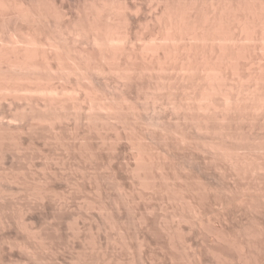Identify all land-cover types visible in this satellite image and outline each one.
Segmentation results:
<instances>
[{
  "label": "rangeland",
  "instance_id": "1",
  "mask_svg": "<svg viewBox=\"0 0 264 264\" xmlns=\"http://www.w3.org/2000/svg\"><path fill=\"white\" fill-rule=\"evenodd\" d=\"M50 1L52 2L53 0H50ZM50 1H48V0H46V1L45 0H24V1H22L23 2L22 4H24V6L27 5L26 9L27 8L28 9L30 8V10H31V6L30 5H32V9L33 10L35 9L34 12H36V6H37L34 3H37V2L39 4H41V5L44 6V8H43L41 5H38V6H40V7L37 6V8H39V10L40 9H41V11L47 10L51 14L54 12L55 9L59 8V6H60V8L62 7L61 9H62L63 16H62L61 19H63V20H62V22H60L59 19H58V22L61 23L60 25H59V23H57V21H56L57 19L53 17L56 14L53 13L52 14L53 16L50 14L51 15V19L48 20L49 21V23H48V25H49L48 27L49 28L47 27V24H45L46 27L43 26L41 28V27L38 26V29L40 30V28H41V30H42L43 28H45V29H43V31H44V30H47V28H48L49 31L47 30V32H44L43 34L46 33L47 36L49 37L48 38V41H50L49 43L51 44L52 48H53L54 45H56L57 46V49L59 48L58 50L60 51V49H61L60 45H61L62 48H63V52L64 53H69V54L62 53V49H61V53L58 52L57 54H58V57L60 56L63 61L59 57L58 59L60 61L57 59L56 61H58V62L53 63V68H52L51 71H49L50 73L48 72V70L45 71L44 69H42L43 71H45V73H44V72L40 71V69H39V71H37V73H39L40 75L42 74L41 75L42 78L41 77H38V78H39V82L40 83L42 82L45 85L47 84V86L49 84L50 85H54L53 92L56 91L57 88H59V89L61 88L60 90H62L63 87L64 88L66 87L65 88V91H66L67 88H69L64 93H68V91L70 92V90H71V92L68 93V94H66V95H68V98L67 99H66V97L65 98L62 97V98H64V99H62V101L64 100L63 101V104L66 103L65 104L66 106L63 105V104H61V105L64 106V107H62V109L61 108L59 109L57 107L59 110L57 108H54V109L52 108V109L49 110L50 112H51V110H53V112L54 111L55 112L58 111V113L61 110L60 111V114L63 112L61 114V117H60L59 114H57V113L55 114V112H54V115L55 116L58 115L61 120L58 119L57 117H55L52 114L53 112H51V115L53 117H55V119L56 118L58 119V120L56 119L57 121L55 119H53V121H56L58 124L56 122L52 123V124H54V127H52V128L50 127V126H53L50 123V121H52V118L50 117L51 115L49 116L50 113L47 112L48 110H45L47 112L46 113V112L40 111V109L39 110H37V109L34 110L31 115L28 114L27 117L25 116L23 119L18 120L19 122L18 121L14 122V125L16 123H18L17 126H14L13 124H11V125H13L14 127L13 126H9L10 124H8V126L6 124H3L1 126V127L4 126L5 128L3 127V129H5V130L4 131H2L3 129L0 130V135L3 137V138L0 137V141H1L0 142V148L3 147L2 150L0 149L1 150V153L0 154H2L4 152L2 155H4V154L5 155L4 156H1V158L3 157L2 159L4 161H2L0 159V165H2V166H0V173L2 174V175H0V193H2V191H3L5 193H2V195L3 194L6 195V196L5 195H3V196L0 195L2 197L0 199V203H2V204H0V211H1L0 212V220L2 219L0 221V224H1L0 227L2 226L0 228V244L3 243L2 244L3 246L1 245V247H0V251L1 250H4L3 252L1 251L2 252V255L5 253L4 254L5 258H4V256H0V257H2V261H3V258H4V261H5V262L3 261L2 263H4V264H13V263L14 264H39L42 261L41 264H45V263L46 264L47 263H49V264H264V214H263L264 213V208H263V206H264V204H263L264 203V200H263L264 199V196H263L264 195V175H263L264 174V171H263L264 170V168H263L264 167V159H263V157H264V152H263L264 151V146H263L264 145L263 144L264 143V137H263L264 136V129H263L264 128V121H262L264 119L263 118L264 117V113L262 112V110L261 111H260V109L256 110L257 112L259 111V113H257L256 116L255 115L254 116L252 115V117H253L252 119H249V117H250V115H248L250 113L249 110H245V113H244V111H240L239 113L236 112L237 115L234 114L233 112H232V114L229 113L230 115L228 114L227 115L228 117L230 116L231 118H233L232 116L235 115V118H233L234 121H236L237 118L240 119V117H239L240 116L239 115L240 113H241V115H243V118L241 116L242 121H241V119L240 120L238 119L239 121L237 120L238 122L237 123L235 122L236 124L232 120H230V121H232L233 123L232 124L229 123L230 122L229 121V118L230 117L229 118L225 117V118H227L225 120L222 117L224 122H226V120H227L229 122L228 123L226 122V123L232 125V127L229 128L230 125H227V124L226 125H223L225 123L220 124V122H219L222 119L221 116L223 115L222 112L224 111V109H223L222 106L221 107L219 105H218L219 107L218 106H215V108L213 109L214 111L211 109L210 110L211 112L206 114V117L207 118L202 115V112L200 110L197 111L195 109H191V107H189L190 110H188V104H191L192 105V103H194L192 91L194 93V90H195L198 93L199 92L198 91L199 88H197V90L196 89H193L191 86H189V84H187L185 82H181V83H183V88L181 87L182 86L181 84H179L180 87H179L178 84H175L174 85L173 82L175 83V81L172 82L173 79L171 80L170 77H167L168 75L171 76V74H167L165 76V79L163 77H160V75H158V76L157 75L149 76L147 74L146 75L143 74L142 76H140V78L138 77L139 80L137 78L136 80L131 81V83L129 82L127 85H125V87L122 86L121 83L123 81L122 82H121V80L118 81V79L120 77H118L119 75H117L118 73L115 71V69L113 70L111 68L110 71H108V72H111L112 71L115 74L112 73V72H111V74L110 73L107 74L108 73L107 70L100 73V71L95 66V65H97V62H99L97 60L98 57L96 58V56H98V55H96L98 53L97 52V45L99 43H101L100 41L103 42L104 39L101 37L102 39H100L99 43L97 44L96 42L98 41L97 40L98 37H95V35H92L91 33L88 34V35H85V32H83L84 29H85V26H84L85 21H83V20L80 19L81 21L72 22V19L74 18V15H76L77 12L80 13V11H78V9L80 10V8L82 6L83 7L86 6V9L85 10H86V13H87V10H88L87 7L93 1H91V0H64V1H62V0H54V2H56V3L54 4L52 2V4H51V5H54V7H53L54 9L50 5V3H51ZM103 1H109V0H103ZM110 1H112V2L117 1V3L118 2L119 3L120 2H126V3H129L130 2L129 4H133L134 3L137 6H138V4H139V6H141L140 7L141 8L140 9L141 11L138 12L139 15L137 16V19L135 20V22L133 24H131V27L133 26L132 27L133 28L132 29L133 33H131L132 34L131 35L132 38L130 37L131 39H129V41H128V42H131L132 44H134L133 47L135 48V50L137 52H139L138 49L141 48V47H143L142 45H144L145 42L148 41L146 38H149V37L150 38L151 37L152 38H155V37H153L155 34L156 35H159V34H157V32H158V29L157 28H159V24H157L153 20V17H152L153 15H155V12H156V10H155L156 8L154 9V7L156 5V4L154 5V2L156 0H153V2H151L152 0H146V1L145 0H143V1L142 0H135V1L134 0H123V1L122 0L121 1L120 0H110ZM208 1L210 2V0H208ZM215 1H213V2H215ZM233 1H236V4H237V1L238 2L240 1L242 4L243 3L245 4V1H247V2L250 1L251 2V0H245V1L244 0H233ZM258 1H259V3H263L262 2L263 0H261V2H260V0H256V2H258ZM48 2H50V3H48ZM199 2L201 4L204 3V4L201 5V11L204 9L203 11L206 13V11H207V7L206 6L207 5H205V4H208V2H205V0H203L202 2L199 0ZM219 2H220V0H219ZM256 2H255V4H256ZM117 3L115 2V4H117ZM136 3H138V4H136ZM144 4H145V7H144ZM147 4H149V5H147ZM45 5H46V8H48L49 10L52 9L51 12L48 9L45 8ZM146 5H147L148 8L146 7ZM203 5L206 8L203 7ZM144 8H145V10H144ZM205 9H206V11H205ZM39 10H37V11H39ZM150 10H152V11H150ZM148 11L151 12V13H149ZM148 14L151 15V16H149ZM4 16H5V19H4ZM7 16H9V17L7 18ZM2 17H1L2 19H0V26L2 25V27H0V30L1 29L2 30H4V29H6V30L7 29H10V27H12L11 25H14L11 22H13V23L16 22L15 20L10 21L11 19H10V15L9 14L8 15H2ZM101 18H103V14H101V16H98V19L101 20ZM68 20H70V22L72 23V25L70 24V22ZM63 21L65 23H63ZM6 22H8V23H6ZM17 22H19V21H17ZM23 22H22L23 25L25 23L24 27H22L23 25H21L20 23L19 24L21 25V28H25L26 29L28 25H26V21L24 23ZM81 22H83V23L81 24ZM62 23H63V25L64 24L65 25L66 24H69L70 25V28L72 26L74 28L73 23L75 25L77 23L78 26L79 25L80 26L83 25L84 27L82 28V31H81V29L77 25L75 26L76 27L75 28V33L77 32L75 34L76 36L74 34H71V33L70 34H63L62 35L60 33V29L62 28V26H61ZM101 23H102V21H101ZM16 24L17 23H15V25ZM7 25H10V27L8 26L6 28ZM58 25L61 26V28L59 27L60 29L57 27V29H59V32L56 29V26H58ZM3 26H5V27H3ZM52 26H54V27H52ZM54 28H55V31H54ZM25 29H23V30H25ZM2 30L0 31V32H2V34L0 33L1 35H3V33L6 31V30H4V32H3ZM114 30H116V32H117V30H119V27L117 26L116 29H114ZM39 32L42 34L41 31H39ZM48 32H50L51 38L48 35ZM81 32H83L84 34L83 33L82 34H79ZM151 33H153L154 35L153 34L151 35ZM133 34H135V36H133ZM4 36L6 38V34ZM83 36H84L85 39H83ZM57 37H58V39H57ZM133 37H134V39H133ZM141 37H142V39H144L143 41H145V42L141 41L142 40ZM5 38H3V41H4ZM53 38H55V40ZM56 39H57V41H56ZM69 39H70V41H69ZM78 39H80V40H78ZM157 39L159 41V38H156L155 40L154 39H151V40H154V42H155ZM132 40L135 41V42H133ZM5 41H6V39H5ZM48 41L44 40V35H43V38H41L42 44L40 46L43 45V42L44 43L45 42L47 43ZM51 41H53V43ZM55 41H56V43H55ZM138 41H139V43L141 41V43L138 44ZM118 42L119 41H117V44H118ZM49 43H47V44H49ZM136 43L138 45H141L142 43H144V44H142L141 46H138ZM62 44H64V45H62ZM79 44H81V45H79ZM93 44H96V45H93ZM102 44H99L100 47L102 46ZM262 45L264 46V42L262 43ZM56 46H54L55 50H57L56 49ZM67 46H68V48H67ZM44 47H46V46L44 45ZM73 48H74V50L76 52L73 51ZM55 50L53 49V52ZM82 50L84 52H86L87 55L91 51L90 54H89L90 56L88 55V57H91V56L92 57L90 59L89 58L88 59L91 60L92 63L90 62V64H89V60H87L88 62L86 61V65L90 66L89 67L90 69L88 68V66H84L83 68H82V66H78V67L76 66L77 67L76 68L75 65H77V64L74 65V63H79V59H77L76 54H79ZM85 50H87V51H85ZM77 51H78V53H77ZM92 51L94 53H92ZM254 52L252 51V54H254ZM73 53H75V54H73ZM262 53H264V51ZM60 54H63V55H60ZM259 54L261 55V52L259 53V51L256 50V52H255V54L253 56H255V55L258 56V57H261L262 56L261 58L263 59L264 58L263 57L264 54L261 55V56ZM69 55L70 56L71 55L74 56V59L75 60L73 59V60H71V62H69L70 60L67 58V62H68L67 63L66 62V56L68 57ZM72 56L70 57V59L72 58ZM256 56H255V58H256ZM261 58H259V59H261ZM250 59H247V62H248V60L250 62V63L248 62L249 64H253V62L255 60H256V62H259L260 61L258 58H256L254 60L251 59V61H252L251 62ZM262 59H261V61L264 63V59L263 60ZM76 60H78V62H76ZM93 61H95L96 63H94ZM113 61H114V63L112 62L113 65L116 64V63L117 64H120L119 63L120 62L119 59L116 60V61L114 59ZM261 61H260V63L262 64ZM59 62L63 66H61V64L59 65L58 64ZM63 62H66L67 65L65 66V63H63ZM260 63H258V64H260ZM54 64L55 65L58 64L60 66L59 69L57 68V70L59 71V73L55 69V67H54L55 65ZM93 64H95V65H93ZM254 64H255V62H254ZM92 66L93 67L95 66V67L93 68ZM247 66H249V65H247ZM247 66L246 67H242V68L243 69L244 68H247ZM252 66L255 67V65H252ZM252 66L249 69H252L253 68ZM79 67L82 68V71L84 72V75H85V72H87L86 75H87V77L89 79H87V77H86V79H87L86 80L85 79V76L86 75L85 76L81 75L82 76V79H84V82H83V80H81V77H80V74H83V73L80 72V70H79L80 73L77 74V72H78L77 69ZM247 69H244V70H247ZM54 70L57 72V74H56V72ZM91 70L92 71L95 70V72L98 70L97 71L98 73L91 72ZM244 70L240 71V73L243 72ZM248 70H247V72H248ZM46 72H48V74ZM60 72H61V75H60ZM244 72H246V71H244ZM63 74H64V77H63ZM101 74H102V76H101ZM47 75L49 77H52V78L49 79V77ZM53 75H54V77H53ZM98 75H100L101 77L100 76L97 77ZM115 75H116L117 78H114ZM61 76H62L61 79H63V82L60 79ZM76 76H79V77H76ZM107 76H108V78H107ZM112 76H113V78H112ZM155 76H157V77H155ZM57 77L60 80L59 79L57 80ZM151 77L154 80L151 79ZM43 79H44V81H46V80H48V81L45 83L43 81ZM112 79L114 80L113 82H112ZM115 79L117 81H115ZM85 80L87 82H85ZM166 80H168L169 83ZM58 81L60 83H57ZM75 81H77L78 83L75 82ZM154 81L155 82L160 81L162 84L160 82H158L159 84L157 83V85H155V82ZM107 82H108V84H107ZM164 82L166 83L165 87L162 86ZM81 83L82 84L84 83V85H82ZM133 83H135V84H133ZM167 83L169 85H167ZM44 84H42V85L44 86ZM55 84H56V86H55ZM77 84H79V85L77 86ZM91 84L93 86H91ZM131 84H132V86H128V85H131ZM50 85H49V87H50ZM58 85L59 86L64 85V86L63 87H57ZM67 85H69V86H67ZM103 85L106 86V87H104ZM114 85H116V87ZM117 85H118V87H119V85L121 86L122 91L120 90V88L117 87ZM151 85H152V88H151ZM159 85H161V87ZM94 86L97 87V88H95ZM174 86L175 87L177 86V88H174ZM187 86H189V87H187ZM162 87L164 88V90H163ZM168 87H169L170 90L168 89ZM156 88H158V89H156ZM159 88L160 89L162 88L161 91L159 90ZM173 88H174V90H173ZM180 88L184 89V90H182L183 92L180 90ZM47 89H48V87H47ZM59 89H58V91L56 93L57 95H58V92L60 91ZM80 89H81V91H80ZM90 89H92V90H90ZM111 89H112V91H111ZM115 89L118 90V91H120L119 95L116 93ZM150 89L152 90V92H151ZM175 89H176V91H175ZM95 90H96V92H95ZM124 90H125V92H124ZM157 90H159L160 92L157 91ZM168 90L171 91V94L170 95L168 94L169 93ZM179 90H180V92H179ZM73 91L74 92L77 91L78 94L76 95ZM166 91H167V93H166ZM173 91L175 92V94H174ZM60 92H62V94H63V91H60ZM60 92H59V95H58L59 97H61L60 96V94H61ZM79 92L81 93V95H80ZM82 92H84V94H86L85 92H87V93L89 92L86 95H88V97L90 96L89 97L90 99L96 94L95 95L96 98H92V99H95L96 102H98V103H96L97 105L94 102L95 100L94 101L92 100L93 102L92 101L91 102H92V104L94 103V106L95 107L93 106V108H91L92 107V104L91 105L88 104V103H90V102L87 101L88 97H86V95H84ZM109 92H110V94L108 95ZM147 92H149V93H147ZM190 92H191V94H190ZM71 93L72 94L74 93V96ZM122 93L124 95L123 98L125 97V99L128 100V101H126L127 102V105L125 104L126 103L125 102V99H122L123 101H121V99H120V98H122ZM144 94H146L149 97L145 96ZM150 94L152 95L153 98H151V95ZM167 94H168V97H167ZM182 94L183 95L185 94V96H184L183 99H182V96H183ZM189 94L192 95V96H189ZM75 95H76V97H75ZM78 95L81 96V98L79 96L80 100L77 99L78 98L77 97ZM84 96H85V99L87 98L86 100L83 99ZM109 96H110V98H108ZM118 96H121V97H118ZM170 96H171V100H175V101H170V98H169ZM172 96H174L175 99L174 98L172 99ZM187 96H188V98H187ZM104 97H105V99H104ZM115 97H116V99H115ZM158 97L161 99V104H160V99ZM185 97H186V99H185ZM216 97H218V96H216ZM73 98H74V100H72ZM75 98L77 99V101L75 100ZM82 99L84 101H86L87 103L84 102ZM187 99H188V101H187ZM189 99H192L191 103H190ZM71 100H72V102L73 101L78 102L77 104H80V107H82V108L80 109V108L77 107V110H76L75 107H76L77 104L74 103L75 104L74 110H76V111L73 110V112H72L70 110V108L72 109V107H73V106H71L72 103H70ZM78 100L79 101L82 100V101L79 102ZM99 100H101L102 102H104V104H106V103L108 105H110V104L113 105L114 104L115 107H116V109H114V111L117 110L118 112L117 111L116 112L118 113V115L120 117L115 112L116 116L113 113H110L109 115H111V116L113 115V117H109L110 118L109 119L108 118L109 115H107L108 112H104L108 108L107 107L108 105L106 104L107 106H105L101 101H100L101 102L100 103ZM112 100H113V102H112ZM155 100H157V103H156ZM164 100H166V101H164ZM168 100L170 102H168ZM180 100L183 103V107L181 106L182 103L180 102ZM118 101L122 105H119L120 103ZM151 101H153V102H151ZM67 102H69V105H68ZM154 102H155V104L153 105ZM171 102H176V103H173L174 105H176V107L175 106H172L173 104H171ZM177 102H178V104H177ZM81 103L83 105H85V107L87 105L88 106V107H86L87 109L84 108ZM99 103H100V105H99ZM158 103L160 104V106L159 105L158 106L156 105ZM162 103H164L166 105H169V106L171 104V107H172L171 109H173V107H174V109L175 108L176 109L178 108L176 112L181 111L183 115L184 114L186 115L185 117L182 116V118H181L180 115H182V114H181V112L179 113V116H180L179 118H181V120H180V123L181 124L179 123V121H176V120H178V116L175 114V110L176 109L175 110L173 109V111H171V113H170V110H167L166 109L169 106H165ZM117 105L120 106V108ZM149 105H151L152 107H150ZM191 105H189V106H191ZM98 106H100L99 109H98ZM110 106H109V110H110ZM113 106H111V107L113 108ZM127 106L129 108L128 111L125 110L126 108H124V107H127ZM147 106H149V107H147ZM179 106L181 107V109L179 108ZM184 106L187 108L188 112L191 111L192 113L189 112L190 114H187L188 113V112L186 113L187 110L184 111L186 109ZM59 107H61V106H59ZM89 107H90L91 111L93 110L94 113L93 112L92 113L91 112L84 113L87 110L90 111L89 110ZM96 107H97V110L95 109ZM101 107H104V108H102L104 110H102ZM135 107L138 110H140V112H138V110ZM153 107L154 108L155 107H158V108H155V110L157 111V113L159 111L162 114L161 115L159 113L160 114L159 115V120L156 122L158 124H156L154 121H152V118L150 116V114H152V109H150V108H153ZM160 107H163V108L161 109ZM64 108H65V110H64ZM132 108H133V111H135L134 112L135 113V116H134V113L131 112L132 111ZM164 108H165V110H163ZM67 109L69 111H67ZM82 109H83V111H82ZM84 109H86V110H84ZM118 109L121 110V111H119ZM62 110H64V111H62ZM112 110L113 109H111V111H109V112H114ZM192 110L193 111L195 110L194 113H193ZM65 111H66V113H65ZM79 111H81V112L79 113ZM129 111H130V113H129ZM143 111H145V112H143ZM148 111H150V112L147 114ZM215 111H217V112H215ZM36 112H38V113L40 112L39 115H37L38 117L43 113V117H42V115L40 116L41 125L43 123L42 126L39 125V124L37 125L36 123H33L34 120H36V118H38V117H36V114H38ZM75 112H78L81 115V117H80V115L78 113L76 114ZM136 112H138V113H136ZM195 112L198 113V114L195 115ZM33 113H34V116H33ZM44 113H46V114H44ZM82 113H84V114H82ZM95 113H96V115H95ZM97 113H99V116H98ZM121 113H122V116L123 117L125 116L124 119H122ZM199 113H201V114H199ZM212 113H214V114L216 113V114L214 115ZM65 114H67V115L65 116ZM86 114H87V117H86ZM89 114H90V117H89ZM169 114H171V115H169ZM191 114L192 115L194 114L195 117H197L199 115L200 117L198 116L199 118H197L198 121ZM245 114L247 115L246 116L247 118H245ZM63 115L65 116V118H64ZM68 115L70 117H68ZM188 115H189V117L191 119L192 118H195L193 120H196L197 124L194 123L196 126L192 123L194 121H191L190 118H188ZM201 115L206 118V121L203 120L205 118H203ZM32 116L35 117V118L32 119ZM62 116H63L64 119L62 118ZM105 116H106V118H105ZM170 116H171V118H170ZM211 116H215L216 118L215 117H211ZM217 116H219V119H217L218 118ZM236 116H238V117L236 118ZM41 117L44 118V119H46L45 117H47V118L49 117V119H48L49 122L46 121V120L44 121L43 119H41ZM73 117H75L76 119H74ZM88 117L89 118L92 117L91 119L93 121L90 120ZM137 117H138V119H134V118H137ZM183 117H184V119H183ZM201 117H202V120L200 119ZM26 118H27V120H26ZM69 118H70V120H69ZM71 118H72V120H71ZM93 118H95V119H93ZM100 118L102 119V121H100V123H99ZM28 119H30V120H28ZM38 119H37V121H38ZM62 119L63 120H67V121H62ZM128 119H129V121H128ZM130 119H132V120H130ZM182 119L185 120L188 125L185 122L183 123L182 122L183 121ZM188 119H189V121H191V123L193 125L188 122ZM246 119H248L247 120L248 122H246ZM31 120H33V122ZM75 120L79 124L76 123ZM85 120H87V121H85ZM94 120H95V122L97 120L98 121L95 123ZM111 120H113V121H111ZM114 120L117 121L116 122L117 124L114 123ZM118 120H119V123L120 124L118 123ZM122 120H124V121L122 122ZM135 120L136 121L139 120L141 122H139V121L138 122H135ZM172 120H173V122H172ZM210 120H212V121L214 120V122H212V121L210 122ZM37 121H35V122H37ZM84 121L86 123H84ZM130 121H132V122H130ZM169 121H171V122H169ZM215 121L217 122V124L215 123ZM223 121L221 120V122H223ZM29 122L32 123V124L30 125ZM44 122H48L49 125H50L49 127L51 128L50 130H52V129L53 130L50 131L49 130V127L46 125L48 123H44ZM72 122L74 123V125H73ZM87 122H91V123H88L90 125H88ZM108 122H110V123H108ZM111 122H113V123H111ZM124 122H126V124H124ZM128 122H130V124ZM203 122H204V124H205V122L206 123L208 122V125L209 126H206L208 129L206 127H203L202 128V126H205L206 125V124L205 125H201V124H203ZM261 122H263L262 123L263 124V128H260V126H259V125L262 126ZM127 123L129 124L128 126H127ZM134 123H137V124L135 125ZM198 123L199 124L201 123V124L199 125ZM86 124H87V126H86ZM189 124H191V125H189ZM253 124L256 125V126H254ZM33 125H37L35 127H38V128H35ZM79 125H81V126H79ZM99 125L100 126L102 125V126L100 127ZM109 125L111 126V128L109 127ZM120 125H121V127H120ZM142 125L144 127H142ZM198 125L201 126L200 129H202L201 130L202 131V134H201V131L198 130L199 129V126ZM212 125H214L215 127L212 126ZM235 125H238V126L236 127ZM29 126L31 127V129H28L27 130L28 132L26 133V128L27 127L29 128ZM115 126H117L118 128L115 127ZM129 126H130V128H128ZM136 126H137V128H136ZM150 126H153V127H150ZM176 126H177V128H175ZM192 126H195V128L192 127ZM217 126H218V128H217ZM16 127H17V129H16ZM20 127H23V128H20ZM69 127H71L70 130L72 132H70V130L68 129ZM83 127H85L87 130L85 128H83ZM97 127H100V128H97ZM102 127H103V129H102ZM131 127H132V130H131ZM133 127L135 129H137L138 131H136L135 129H133ZM156 127H158V128H156ZM159 127H160V129H159ZM162 127H163V129H162ZM211 127H213L214 129L211 128ZM123 128H125V129H123ZM174 128H175V130H174ZM220 128H222L223 130L220 129ZM225 128H227V130L229 132L226 133L225 132ZM236 128H239V129L236 130ZM12 129H13V131H11ZM63 129H64V131H63ZM88 129H89L90 134L88 132ZM212 129H213V131H212ZM215 129H217V132H219L221 135L224 134V133H226L227 135L224 134L225 136L224 135L221 136V135H219L215 131ZM240 129L242 130V133H241V130ZM100 130L102 131L101 133H103V134L100 133ZM129 130L131 131V133L129 132ZM143 130H145V131H143ZM185 130L188 131V132H185ZM189 130L191 131V133L189 132ZM205 130H207V131L206 132H203ZM15 131L18 134H16ZM29 131H30V133H29ZM83 131H85V132H83ZM114 131H115V134L116 135L114 134ZM117 131H118V133H116ZM132 131L135 132V133H132ZM197 131L200 132L201 135ZM214 131L216 132V134H214L215 133ZM8 132H9V134H8ZM10 132H11V134H10ZM13 132H14V134H13L14 136L12 135ZM150 132H151V134H150ZM234 132H236L237 135L236 134L233 135ZM249 132H251V133H249ZM255 132H258V133H255ZM47 133H49V134H47ZM68 133H69V135H68ZM144 133H145V135H144ZM178 133H179V135H178ZM228 133H229V135H231L230 136V139H229ZM7 134H8V136H6ZM70 134H71L72 138H71ZM86 134H87V136H86ZM131 134H133V136L135 135L134 136L135 138ZM169 134H171V135H169ZM63 135L66 138H68V141L66 140V138ZM75 135H76V137H75ZM96 135L99 136V138ZM125 135H126V137H125ZM141 135L143 137H141ZM164 135H166L165 138L163 137ZM218 135H219L220 138L218 137ZM245 135H246V137H245ZM4 136L7 137V138H5ZM12 136H13L14 139H12ZM100 136H102V137H100ZM181 136H183V137H181ZM216 136H217V138H216ZM226 136L228 138H226ZM238 136H239L240 139H238ZM73 137H74V139H73ZM130 137H131V139H130ZM233 137H234V139H233ZM243 137H244V139H243ZM100 138H101V140H99ZM142 138H143V140H142ZM181 138H183V139H186L187 138V139L186 140H183ZM245 138H247V139H245ZM260 138H261V140H260ZM3 139H4V141H2ZM18 139H19L20 142L18 141ZM76 139L78 140V142H77ZM136 139H137L138 144L136 143ZM170 139H171L172 142L170 141ZM226 139H228L229 142H227L228 140H226ZM252 139H254L253 140L254 143H253ZM256 139H257V141H256ZM9 140H11V142H8ZM14 140H15V142L17 140V142H18V143L17 142L15 143L17 145V147L14 145V142H12ZM56 140H59L60 142L59 141L56 142ZM79 140H81V141L79 142ZM102 140H104V141H102ZM117 140H118V142H117ZM125 140L129 141L130 143L128 142V144H127V141H125ZM138 140H140V141H138ZM141 140H142V142L144 140H146L145 142H147V143L143 142L145 144L144 145L141 142ZM179 140L180 141L183 140V141H185V143L183 141H182L183 143H181ZM52 141H54V142H52ZM93 141H94L95 144L93 143ZM132 141H135V142H133L131 144ZM186 141H188L190 144H188ZM194 141H196V142H194ZM215 141H218V142H215ZM86 142H88V143H86ZM200 142H202L201 144H203V145H201ZM206 142H208V143H206ZM12 143H13L14 146L11 145ZM58 143L59 144L61 143V144L59 145ZM79 143H81V144H79ZM211 143H212V145H210ZM256 143H257V146H256ZM72 144H74V145L72 146ZM102 144H104V145L106 144V145L105 146L103 145L102 147L99 146V145H102ZM109 144L110 145L112 144V145L110 146ZM136 144L138 146L140 144L139 148H138V146ZM176 144H178V145H176ZM225 144H228V145H225ZM4 145H5V147H4ZM7 145L10 147V149H9V147H7ZM77 145H79V146H77ZM81 145H82V147H81ZM128 145H130L129 146L130 148L128 147ZM133 145H134V148H133ZM175 145H176V147H175ZM206 145H209V147L206 146ZM27 146L29 148H27ZM142 146H143V149H140V148H142ZM177 146L178 147L180 146V147L178 148ZM182 146H183V148H182ZM210 146L212 148H210ZM235 146H237L236 147L237 149L235 148ZM254 146H256V147H254ZM61 147H64V148H61ZM113 147H114V149H113ZM213 147H214V149H213ZM205 148H206V150H205ZM208 148H210V149H208ZM255 148L257 150H255ZM17 149H19V150H17ZM64 149H66V151L68 152V153L66 152L67 154L64 153L65 152ZM77 149H78V152H77ZM97 149H98V151H97ZM129 149L132 150V152ZM215 149H217V151ZM259 149H261V150H259ZM73 150H74V152H73ZM84 150H85V152H84ZM108 150L114 151V152L113 153L110 152V151L108 152ZM140 150H141L143 156L142 155H139ZM200 150L202 151V153H201ZM212 150H213V152H212ZM228 150L229 151L230 150L232 151V153H231L232 155L227 153ZM243 150H244V152H241ZM5 151H6V153H5ZM19 151H21V152H19ZM37 151L40 152V153H38ZM87 151H88V153H87ZM106 151H107L108 155H107ZM146 151L147 152L150 151L149 154ZM194 151H197V152H194ZM252 151H254V152L257 151L258 153L257 152L254 153ZM261 151L263 153L262 155H261ZM13 152H15V153H13ZM17 152H18V154H16ZM210 152H212V153H210ZM219 152L220 153L222 152L224 154H222V153L219 154ZM233 152H235V153L233 154ZM239 152H241V153H239ZM42 153H44V154H42ZM225 153H227L228 155L227 154L225 155ZM52 154H54V155L52 156ZM145 154L147 155V157L148 156L149 157L146 158V155ZM239 154H240V156H238ZM88 155H90V156H88ZM156 155H158L159 157L156 156ZM215 155H217V156H215ZM234 155H235V157H234ZM243 155L244 156L247 155L248 157L246 156V158H245ZM249 155H250V158H249ZM128 156H130V157H128ZM141 156H142V158H141ZM167 156H169V157H167ZM211 156H213V158H214L213 160H212V157ZM223 156H225V158H223ZM232 156L235 159H236V157H239V158H237L236 160L234 159V162H233V158H231ZM241 156L243 157V159L241 158ZM42 157H44V158H42ZM215 157L216 158L218 157V159H215ZM253 157H255V158H253ZM18 158L20 159V161H19ZM21 158L24 161H21ZM131 158H134V159H131ZM173 158H174V160H173ZM219 158L225 159V160H222L223 163H222L221 159H219ZM240 158L242 159V162H245V163H246V160L249 159L247 161L248 163H246V165L244 163L245 166H242L243 163L242 162L240 163V160H241ZM252 158H253V160H252ZM259 158H262V159H259ZM89 159H91V160H89ZM142 159H143V162H142ZM190 159H192V160L194 159L195 161L194 160L192 161ZM197 159H198V161H197ZM250 159L252 161H254V163L251 162ZM128 160H129V162H128ZM133 160L136 161L137 165H136V163ZM138 160H140L139 161V162H141L140 164H139ZM175 160H176V162H175ZM226 160H227V162L228 161L229 162L232 161L233 163L232 162H230V163L228 162L227 163ZM262 160H263V162H262ZM1 161L3 163H1ZM29 161H31V162H29ZM32 161H34V162H32ZM108 161H110V162H108ZM206 161H208V162H206ZM219 161H221V162H219ZM249 161L251 163H253V164L250 163L251 164L250 165L251 169H249L250 167L248 166L249 165ZM256 161H257L258 164H260L261 162L262 163L260 165H258V164H256ZM152 162L154 164H156V162L157 163H160L159 165H161V166H159L158 164H156V166H155V165H153ZM177 162H179V164ZM172 163H174L175 165L172 164ZM224 163H226V164H224ZM231 163L232 164L235 163V165H236L235 167L236 168L234 167V165H231ZM219 164H221V165H219ZM141 165H142V167H141ZM147 165H148V167L150 169L147 167ZM215 165H216L217 168H215ZM217 165L220 167V170L218 169L219 167ZM222 165L223 166H226V167L223 168ZM228 165H230V166H228ZM252 165L253 166H256L255 168H258V169L260 168L259 170H261V171L258 170V172H257V169L255 170V168ZM17 166L19 167L20 170L19 169L18 170L16 169ZM210 166H211V169H210ZM231 166H233V167H231ZM25 167H27V168H25ZM34 167L37 168V169H35ZM97 167H98V169H97ZM104 167H107V168L104 169ZM135 167H136L137 170L134 169ZM172 167H174V168H172ZM228 167H230L233 170L235 169L236 172L232 171ZM261 167H262V169H261ZM1 168H2V171H1ZM21 168H22V170H21ZM151 168H153V169H151ZM161 168H162V170H161ZM213 168H215L218 173ZM239 168H240V170H238ZM247 168L249 169V171L251 170L252 173L249 172ZM252 168H254V171H253ZM10 169L14 170L15 172H12V170H10ZM138 169H139V171H138ZM143 169L146 170V171H144ZM184 169H185V171H184ZM221 169H222V171H224L226 169L224 171V174L222 172H219V171H221ZM227 169L228 170L230 169V170L227 171ZM244 169H246L245 172H244ZM3 170H4V172H3ZM23 171L24 172L26 171V172L24 173ZM128 171H129V173H128ZM134 171H137L138 173L137 172H134ZM159 171H160L161 175H160ZM8 172H12L13 175H12V173L11 174L10 173L8 174ZM18 172L21 173V174H19ZM238 172H239V174H238ZM261 172H263V173H261ZM111 173H112V175H111ZM143 173L146 174L147 176L146 175H143ZM219 173H221V174H219ZM228 173H230V174H228ZM232 173L234 174L235 179L238 180V181H236L235 179H233L234 177H233ZM243 173L244 174L247 173V174L245 176H243L244 175ZM254 173H255V175H254ZM16 174L17 175L19 174L22 177L23 176H25V177L22 178L21 176H19V175L17 176ZM30 174H32V175H30ZM44 174H45L46 177H40V176H44ZM128 174H130V175H128ZM138 174H140L141 177ZM213 174L215 175V177H214ZM222 174H223L222 179L224 181L220 178ZM261 174L263 176H261ZM237 175H239V176H237ZM249 175L250 176H254V177H250ZM5 176H6V178H5ZM30 176L31 177L33 176L34 179L31 178ZM51 176H53V177L51 178ZM127 176L128 177L130 176L129 179H128ZM224 176L225 177L227 176V177L225 178ZM142 177H144V179ZM145 177L147 178V180H146ZM159 177H161V178H159ZM236 177H241L242 178V181L245 180V182L243 181V183H242V181H240V178L238 179ZM248 177H250V178H248ZM16 178L18 179V184H17V179ZM88 178H89V180H88ZM100 178H102V179H100ZM111 178H112V180H110ZM153 178L155 180V183H151V182L154 181ZM157 178L159 180L162 179V181L160 182ZM228 178L229 179L232 178V179L229 180ZM254 178H255V181H254ZM94 179H95V181H93ZM126 179H128L130 181H128ZM175 179H177L178 181H180V180H183V181L178 182ZM198 179L200 180V183L202 182L201 184L197 182ZM36 180H38V181H36ZM100 180H102V183H101ZM193 180H195V181H193ZM234 180H235L236 183L235 182L233 183ZM9 181L10 182L12 181L11 184H10ZM19 181H21V182L19 183ZM125 181H127L128 183L129 182H132V183H129L128 184ZM140 181H142V182H140ZM163 181H165V183ZM166 181L167 182L169 181V183H167ZM231 181H232V183H231ZM256 181H257V183H255ZM24 182H27V183H24ZM48 182H50V183H48ZM229 182H230V184H229ZM31 183H32V185H31ZM46 183H48V184H46ZM258 183H260V184H258ZM133 184H135L136 186L135 185L133 186ZM220 184H222V185H220ZM234 184H235V186H234ZM28 185H29L30 188L28 187ZM117 185H118V187H117ZM141 185H143V186H141ZM195 185H197V186H195ZM199 185H201V186H199ZM241 185H243L244 188ZM140 186H141V188H140ZM250 186H251V188H250ZM228 187L230 189H228ZM234 187H236V188H234ZM241 188H242V190H241ZM258 188H260V190ZM37 189H38V191H37ZM254 189H255L256 193H254L255 192ZM22 190H24L26 192L24 193V191H22ZM247 190L248 191H251V192L250 193L249 192H245ZM252 190H253V193H252ZM41 192H42V194H41ZM261 192H263L262 193L263 195L261 194ZM235 193L237 195H239L240 193L241 194L239 196H237ZM14 194L16 195V197H15ZM229 194H230V196H229ZM257 194H259V197L257 196ZM17 195H18V197H17ZM48 195L50 197H48ZM234 196L236 197V199H235ZM3 197H5V198H3ZM6 197H7V199H6ZM260 197H261V199H259ZM36 198H40V200L38 199L39 202L36 200ZM239 198L241 200L242 199L243 200L241 201ZM11 199L12 200L14 199L16 202L14 200H13L14 201L13 202ZM34 199H35V202L36 203H33L34 202ZM19 200H20V202H19ZM236 200H238V201H236ZM260 200H261V202H260ZM21 201H23V202H21ZM29 201H31L32 203L31 202L28 203ZM247 205H248V207H247ZM60 206H62V208ZM249 207H250V209H248ZM30 210H31V212H29ZM51 211L53 212V215H51L52 214ZM26 212H28V213H26ZM255 212H257V213H255ZM17 213H19V214H17ZM55 213H56V215H55ZM133 214H134V216H133ZM248 214L251 217H249ZM141 216H143L144 219ZM49 217H50V219H49ZM57 217H58V219H57ZM22 219H23V221H22ZM142 219H143L144 222L142 221ZM198 219H200L199 222H198ZM52 220H54L55 222L52 221ZM47 221H49V222H47ZM30 222L33 223V224H31ZM19 223H21V224H19ZM24 223H26V225ZM138 223H140V224H138ZM141 223H142V225H141ZM199 224H200V226H199ZM35 225H36V227H35ZM2 230H4V231H2ZM32 230H34V232ZM30 231H31V233H30ZM46 231L47 232L49 231V232L46 234ZM15 232H17V233H15ZM31 234H32V237H31ZM23 238L26 239V240H24ZM31 239H33V240H31ZM41 239L42 240L44 239V240L42 241ZM45 240H47V242L48 241L49 242L48 243L47 242H44ZM50 241H51V243H50ZM9 242H10V244H9ZM34 243H36V244H34ZM43 243H44V245H43ZM33 244L36 247L37 246L38 247L36 248ZM50 244H51V246H50ZM54 249H55V251L53 252L52 250H54ZM28 250H30V251H28ZM34 250L36 252H33ZM46 251L47 252L49 251L50 253H47ZM31 253H32V255H31ZM0 255H1V253H0ZM46 255H47V257H46ZM48 257H50V258H48ZM39 258H40V260H39ZM41 258H43V259H41ZM38 260H39V263H38ZM10 261H12V262L10 263ZM51 261H53V262H51Z\"/></svg>",
  "mask_w": 264,
  "mask_h": 264
},
{
  "label": "bare ground",
  "instance_id": "2",
  "mask_svg": "<svg viewBox=\"0 0 264 264\" xmlns=\"http://www.w3.org/2000/svg\"><path fill=\"white\" fill-rule=\"evenodd\" d=\"M22 1H24V0H0V19H2L3 17H2V15H10V21H13V20H15L16 22H11L12 24H14V25H11L12 27H10V25H7L6 26V28L9 26L10 27V29H4V30H6L5 32H4V30H2L4 33H3V35H1L2 34V32H0L1 34H0V127L3 125V124H6L7 126H8V124H10L9 126H13L14 125V122H16V121H18V120H20V119H23L25 116L27 117V115L28 114H32V112L34 111V110H39L40 109V111H42V112H46L45 110H48L47 112H49L48 114H49V116L51 115V112H53V110H51V112L49 111L50 109H54V108H61L62 109V107H64L63 105H65V104H63V101H62V99H64L65 97H66V99L68 98V95H66V94H68V93H70L71 92V90H70V92L68 91V93H64V92H66L69 88H67L66 89V91H65V88L63 87L64 85H62V86H57V87H63L62 88V90H60L59 88H57V90L56 91H54L53 92V89H54V85H50V87H49V85L47 86V84L45 85L44 83H40L39 82V78L38 77H41V75L39 74V73H37V71H39V69H40V71H42V72H44L45 73V71L46 70H48V72L49 71H51L52 70V68H53V63H56V62H58V61H56L59 57H58V52H60L61 53V49H62V53H64L63 52V48H62V46L60 45V47H61V49H60V51L57 49V46L56 45H54V46H56V49L58 50H55V48H54V46H53V48H52V46H51V44L49 43L50 41H48V36H47V34L45 33V34H43L44 32H47V30H48V23H49V19H51V15L54 13V14H56L55 16H53L54 18H56L57 20V23H59L58 22V19H59V21L60 22H62V20L63 19H61L62 18V16H63V14H62V7L60 8V6H59V8H57V9H55L54 10V12L51 14V13H49L47 10H45V11H41V9L39 10V8H37V6L38 5H41V4H39L38 2L37 3H34V4H36L37 6H36V12H34V10L32 9V5H30L31 6V10H30V8L28 9H26V7H27V5L26 6H24V4H22L23 2ZM46 1V0H45ZM48 1H50V0H48ZM62 1H64V0H62ZM91 1H93L88 7H87V13H86V6H82L81 8H80V10L78 9V11H80V13H78L77 11V13H76V15H74V18L72 19V22H76V21H81V20H83V21H85V23H84V26H85V29H84V31L83 32H85V35H88V34H92V35H95V37H98L97 38V44L99 43V41H100V39H104L103 40V42L102 41H100L101 43H99V44H102V46L100 47V45L98 44L97 45V54L96 55H98V56H96V58H97V60L99 61V62H97V65H95V64H93V65H95L96 66V68L100 71V73L101 72H103V71H106L107 70V72L108 71H110V69L112 68L113 70L115 69V71L118 73L117 75H119L118 77H120L119 79H118V81H120L121 80V84H122V86H124L125 87V85H127L129 82L131 83V81H133V80H136L138 77L140 78V76H142L143 74H147V75H149V76H152V75H160V77H163L164 79H165V76L167 75V74H171V76H167V77H170L171 78V80H172V82L173 81H175V83L173 82V84L175 85V84H181L182 86V88H183V83H181V82H185V83H187V84H189V86H191L193 89H196L197 90V88H199V92L197 93L195 90H194V93H193V91H192V95H193V101H194V103H192V105L191 104H188L187 102V104H188V110H190L189 109V107H191V109H195V110H200L201 112H202V115L203 116H205L206 117V114L207 113H210L211 111V109L213 110L214 108H215V106H222L223 107V109H224V111L222 112L223 113V115L221 116V118L223 117L224 118V120L225 119H227V118H229L227 115L229 114V113H231L232 114V112L234 113V114H236L237 115V113L236 112H240V111H244V113H245V110H249L250 111V113L248 114V115H250V117H249V119H252L253 117H252V115L254 116H256V114L257 113H259V111L257 112L256 110H258V109H260V111L262 110V112L264 113V63L261 61V55H263L264 53H262L263 51H264V46L262 45V43L264 42V0L262 1L263 3H259V1L258 2H256V0L253 2L252 0H251V2L250 1H245V4L243 3H241L240 1L238 2L237 1V4H236V1H233V0H220V2H219V0H210V2L208 1V0H205V2H208V4H205V5H207L206 7H207V11H206V9H205V11H206V13L203 11H201V5L202 4H204V3H200L199 2V0H156L155 2H154V5H155V7H154V9L156 10V12H155V15H153L152 17H153V20L157 23V24H159V28H157L158 29V32H157V34H159V35H154L153 33H151V35L153 34L154 36L153 37H155V38H146L148 41L147 42H145V41H143L144 39H142V37H141V41H143V42H145V44L144 43H142V44H144V45H142L143 47H141V48H139L138 50H139V52H137L136 50H135V48L133 47L134 46V44H132L131 42H128L129 41V39H131L132 37H131V33H133V31H132V27H131V24H133L134 22H135V20L137 19V16L139 15L138 14V12H140L141 10V6H139V4L138 3H136V4H138V6L137 5H135L134 3L133 4H129V3H126V2H118L117 3V1H115L117 4H115V2H112V1H103V0H91ZM121 1V0H120ZM123 1V0H122ZM135 1V0H134ZM143 1V0H142ZM141 1V2H142ZM146 1V0H145ZM201 2L203 1V0H200ZM213 1H215V2H213ZM243 1V2H244ZM30 2V1H29ZM36 2V1H35ZM51 2V1H50ZM50 2H48V3H50ZM54 4L56 3V2H54V0L52 1ZM52 2L50 3V5L52 4ZM139 2V1H138ZM151 2H153V0L151 1ZM150 2V3H151ZM234 2V3H233ZM247 2V3H246ZM255 2H256V4H255ZM260 2H261V0H260ZM25 3V2H24ZM28 3V2H27ZM47 3V4H48ZM64 3V2H63ZM79 3V2H78ZM146 3V2H145ZM149 3V2H148ZM72 4V3H71ZM83 5V4H82ZM147 5H149V4H147ZM147 5H146V7H147ZM24 6V7H23ZM29 6V7H30ZM34 6V5H33ZM43 8H44V6L43 5H41ZM49 6V5H48ZM52 6V8L54 7V5H51ZM50 6V7H51ZM70 6V5H69ZM35 7V6H34ZM38 7H40V6H38ZM41 7V8H42ZM49 7V8H50ZM68 7V6H67ZM144 7H145V4H144ZM151 7V6H150ZM203 7H205L204 5H203ZM205 7V8H206ZM45 8H46V5H45ZM69 8V7H68ZM148 8V7H147ZM152 8V7H151ZM46 9H48V8H46ZM54 9V8H53ZM37 10H39V11H37ZM49 10V9H48ZM52 10V9H51ZM51 10H49L50 12H51ZM83 12H82V11ZM144 10H145V8H144ZM148 10V9H147ZM150 11H152V10H150ZM75 12V11H74ZM147 12V11H146ZM149 12V11H148ZM64 13V12H63ZM66 13V12H65ZM149 13H151V12H149ZM51 14V15H50ZM82 14V15H81ZM101 14H103V18H101V20L100 19H98V16H101ZM153 14V13H152ZM65 15V14H64ZM149 15V14H148ZM66 16V15H65ZM82 16V17H81ZM149 16H151V15H149ZM2 17V18H1ZM9 16H7V18H8ZM50 17V18H49ZM147 17V16H146ZM4 19H5V16H4ZM61 19V20H60ZM81 19V20H80ZM150 19V18H149ZM7 20V19H6ZM55 20V19H54ZM53 20V21H54ZM17 21H19V22H17ZM21 21V22H20ZM25 22L26 21V25H28L27 26V28L25 29V28H21V25H23L22 24V22ZM69 22H70V20H68ZM101 21H102V23H101ZM2 22V21H1ZM4 22V21H3ZM9 22V21H8ZM8 22H6V23H8ZM23 22V23H24ZM10 23V24H11ZM15 23H17L16 25H15ZM21 25H20V24ZM54 23V22H53ZM63 23H65L64 21H63ZM63 23H62V28H61V26H59L61 23H59V25L58 26H56V29H57V27L60 29V33L63 35V34H76L75 33V26L77 25V23H76V25L73 23V25H74V28H73V26L70 28V25L69 24H64L63 25ZM83 22H81V24H82ZM138 23V22H137ZM43 24V25H42ZM45 24H47V30H44L43 31V29H45V28H43L42 30H41V28L44 26V27H46L45 26ZM70 24L72 25V23L70 22ZM79 24V23H78ZM100 24V25H99ZM141 24V23H140ZM139 24V25H140ZM145 24V23H144ZM24 25H25V23H24ZM24 25L22 26V27H24ZM57 25V24H56ZM152 25V24H151ZM150 25V26H151ZM38 26L39 27H41L40 28V30L38 29ZM78 26V25H77ZM82 26V27H81ZM79 25L78 27L81 29V31H82V28L84 27L83 25ZM119 27V30H117V32H116V30H114V29H116V27ZM153 26V25H152ZM155 26V25H154ZM0 27H2V25L0 26ZM3 27H5V26H3ZM26 27V26H25ZM52 27H54V26H52ZM138 28V27H137ZM23 29H25V30H23ZM59 29H57V31L59 32ZM0 30V31H1ZM43 31L42 32V34L39 32V31ZM49 31V30H48ZM54 31H55V28H54ZM77 31V30H76ZM79 31V30H78ZM116 33H115V32ZM136 31V30H135ZM134 31V32H135ZM83 32H81V33H79V34H82ZM137 32V31H136ZM143 32V31H142ZM149 32V31H148ZM6 34V38H5V35ZM84 34V33H83ZM43 35H44V40H46V41H48L47 43H49V44H47L46 42V44L43 42V45L42 46H40L41 44H42V42H41V38H43ZM48 35L50 36V32H48ZM52 35V34H51ZM58 35V34H57ZM84 35V36H85ZM137 35V34H136ZM150 35V34H149ZM42 36V37H41ZM65 36V35H64ZM76 36V35H75ZM84 36H83V39H85L84 38ZM133 36H135V34H133ZM158 36V37H157ZM53 37V36H52ZM61 37V36H60ZM66 37V36H65ZM81 37V36H80ZM93 37V36H92ZM94 37V38H95ZM102 37V38H101ZM131 37V38H130ZM138 37V36H137ZM3 38H5L6 39V41H5V39H4V41H3ZM50 38H51V36H50ZM56 38V37H55ZM55 38H53L54 40H55ZM76 38V37H75ZM91 38V37H90ZM139 38V37H138ZM156 38H159V41H158V39L154 42V40L156 39ZM57 39H58V37H57ZM57 39H56V41H57ZM66 39V38H65ZM133 39H134V37H133ZM150 39V40H149ZM151 39H154V40H151ZM52 40V39H51ZM72 40V39H71ZM76 40V39H75ZM78 40H80V39H78ZM91 40V39H90ZM94 40V39H93ZM92 40V41H93ZM140 40V39H139ZM43 41V40H42ZM56 41H55V43H56ZM69 41H70V39H69ZM73 41V40H72ZM87 41V40H86ZM91 41V42H92ZM117 41H119L118 42V44H117ZM131 41V40H130ZM133 41V40H132ZM141 41H140V43H141ZM158 41V42H157ZM52 43H53V41H51ZM61 42V41H60ZM59 42V43H60ZM63 42V41H62ZM133 42H135V41H133ZM137 42V41H136ZM154 42V43H153ZM157 42V43H156ZM248 42V43H247ZM54 43V44H55ZM65 43V42H64ZM81 43V42H80ZM89 43V42H88ZM116 43V44H115ZM139 43V41H138V44H140ZM153 43V44H152ZM137 44V43H136ZM137 44V45H138ZM44 45L46 46V47H44ZM53 45V44H52ZM59 45V44H58ZM62 45H64V44H62ZM79 45H81V44H79ZM93 45H96V44H93ZM141 45H138V46H141ZM69 46V45H68ZM68 46H67V48H68ZM77 46V45H76ZM83 46V45H82ZM86 46V45H85ZM84 46V47H85ZM99 46V47H98ZM72 47V46H71ZM80 47V46H79ZM92 47V46H91ZM70 48V47H69ZM82 48V47H81ZM80 48V49H81ZM53 49L55 50L54 52H53ZM79 49V50H80ZM256 50L257 51H259V53L261 52V57H258V56H256V58H261V59H259L261 62H262V64L260 63V61L259 62H256V60L254 61L255 62V64H254V62H253V64H249L250 62H249V60H248V62H247V59H256L255 58V56H253L254 54H255V52H256ZM66 51V50H65ZM73 51H75L74 50V48H73ZM85 51H87V50H85ZM94 51V50H93ZM92 51V53H94ZM252 51L254 52V54H252ZM56 52V53H55ZM69 52V51H68ZM72 52V51H71ZM76 52V51H75ZM91 52V51H90ZM90 52H89V54H90ZM77 53H78V51H77ZM64 54H69V53H64ZM72 54V53H71ZM73 54H75V53H73ZM88 54V55H89ZM60 55H63V54H60ZM88 55L86 54V52H84L83 50L79 53V54H76V57H77V59H79V63H74V65L75 64H77V65H75V67L77 66H82V68L84 67V66H88V65H86V61L87 60H89L91 57H88ZM258 55V54H257ZM72 56V55H71ZM70 55L67 57L66 56V62H67V58L70 60L69 62H71V60H73L74 59V56H72V58L70 59V57H71ZM90 56V55H89ZM94 56V55H93ZM254 58H253V57ZM65 57V56H64ZM63 57V58H64ZM117 59H116V58ZM263 57H264V55H263ZM61 58V57H60ZM89 58V59H88ZM94 58V57H93ZM139 58V59H138ZM115 59V61L116 60H118L119 59V63L120 64H117L116 62V64H112V62L114 63V60ZM251 59H250V61H251ZM264 59V58H263ZM262 59V60H263ZM59 60V59H58ZM61 60H62V58H61ZM65 60V59H64ZM75 60V59H74ZM94 60V59H93ZM246 62H245V61ZM60 61V60H59ZM63 61V60H62ZM61 61V62H62ZM258 61V60H257ZM66 62H63V63H65V66L67 65L66 64ZM76 62H78V60H76ZM88 62V61H87ZM90 62H91V60H89V64H90ZM94 63H96L95 61H93ZM245 62V63H244ZM252 62V61H251ZM68 63V62H67ZM92 63V62H91ZM257 63V64H256ZM258 63H260V64H258ZM59 65L61 64L60 62L58 63ZM58 64H54L55 66V69L57 70V68L59 69V65ZM85 64V65H84ZM88 64V63H87ZM58 65V66H57ZM92 65V64H91ZM245 65V66H244ZM247 65H249V66H247ZM252 65H255V67L254 66H252L253 68L252 69H249V68H251V66ZM257 65V66H256ZM57 66V67H56ZM61 66H63L62 64H61ZM94 66V67H95ZM247 66V68L250 70H248L247 68H244V69H247L248 70V72H247V70H244L242 67H246ZM73 67V66H72ZM74 67V68H75ZM76 67V68H77ZM90 66H88V68H89ZM93 67V66H92ZM93 67V68H94ZM82 68L81 67H79L77 70H78V72H77V74H79L80 72H82L83 74H80V77H81V80H83V82H84V79H82V76L81 75H83V76H85L86 75V73L87 72H85V75H84V72L82 71ZM87 68V67H86ZM42 69H44L45 71H43ZM90 69V68H89ZM244 70V71H246V72H241L240 73V71H242V70ZM70 70V69H69ZM75 70V69H74ZM79 70H80V72H79ZM96 70V69H95ZM95 70L94 71H92L91 70V72H94V73H98L97 71L95 72ZM55 71V70H54ZM58 71V70H57ZM73 71V70H72ZM88 71V70H87ZM48 72H46L47 74H48ZM53 72V71H52ZM56 72V71H55ZM68 72V71H67ZM89 72V71H88ZM112 72V71H111ZM111 72H108L107 74H111ZM41 73V72H40ZM50 73V72H49ZM58 73H59V71H58ZM105 73V72H104ZM112 73H114V72H112ZM56 74H57V72H56ZM66 74V73H65ZM73 74V73H72ZM75 74V73H74ZM103 74V73H102ZM102 74H101V76H102ZM106 74V73H105ZM104 74V75H105ZM115 74V73H114ZM39 75V76H38ZM44 75V74H43ZM60 75H61V72H60ZM97 75V74H96ZM113 75V74H112ZM48 76V75H47ZM51 76V75H50ZM58 76V75H57ZM100 75H98L97 77H99ZM100 76V77H101ZM106 76V75H105ZM157 76H155V77H157ZM49 77V76H48ZM53 77H54V75H53ZM63 77H64V74H63ZM76 77H79V76H76ZM86 77H87V75L85 76V79H86ZM148 77V76H147ZM42 78V77H41ZM52 77H49V79H51ZM62 78V76L60 77V79ZM107 78H108V76H107ZM110 78V77H109ZM112 78H113V76H112ZM114 78H117L116 77V75H115V77ZM139 78H138V80H139ZM142 78V77H141ZM146 78V77H145ZM45 79V78H44ZM44 79H43V81H44ZM48 79V78H47ZM48 79V80H49ZM59 78L57 77V80H58ZM59 79V80H60ZM87 79H89L88 77H87ZM86 79V80H87ZM102 79V78H101ZM151 79H153L152 77H151ZM156 79V78H155ZM159 79V78H158ZM48 80H46V81H44L45 83L48 81ZM65 80V79H64ZM85 80V82H87ZM154 80V79H153ZM152 80V81H153ZM163 80V79H162ZM161 80V81H162ZM170 80V81H171ZM52 81V80H51ZM61 81L63 82V79H61ZM68 81V80H67ZM79 81V80H78ZM93 81V80H92ZM91 81V82H92ZM114 80L112 79V82H113ZM115 81H117L116 79H115ZM166 81H168V80H166ZM75 82H77V81H75ZM82 82V81H81ZM135 82V81H134ZM138 82V81H137ZM155 82V81H154ZM158 82H160V81H157V82H155V85H157V83ZM51 83V82H50ZM57 83H60L59 81L57 82ZM69 83V82H68ZM78 83V82H77ZM115 83V82H114ZM118 83V82H117ZM161 83V82H160ZM168 83H169V81H168ZM167 83V85H169ZM184 83V84H185ZM42 84H44V86L42 85ZM67 84V83H66ZM82 84V83H81ZM95 84V83H94ZM107 84H108V82H107ZM113 84V83H112ZM120 84V85H121ZM133 84H135V83H133ZM159 84V83H158ZM162 84V83H161ZM79 84H77V86H78ZM82 85H84V83L82 84ZM119 85V87H118V85H117V87L118 88H120V90L122 91V88H121V86ZM154 85V86H155ZM165 85H166V83L164 82L163 83V85L162 86H164L165 87ZM177 85V86H178ZM52 86V87H51ZM55 86H56V84H55ZM67 86H69V85H67ZM91 86H93L92 84H91ZM104 86V85H103ZM115 87H116V85H114ZM128 86H132V84L131 85H128ZM153 86V87H154ZM160 87H161V85H159ZM177 86L175 87L174 86V88H177ZM186 86V85H185ZM189 86H187V87H189ZM47 87H48V89H47ZM95 87V86H94ZM104 87H106V86H104ZM111 87V86H110ZM146 87V86H145ZM157 87V86H156ZM170 87V86H169ZM169 87H168V89H169ZM179 87H180V85H179ZM178 87V88H179ZM186 87V88H187ZM52 88V89H51ZM82 88V87H81ZM95 88H97V87H95ZM94 88V89H95ZM151 88H152V85H151ZM163 88V87H162ZM161 88V89H162ZM167 88V87H166ZM165 88V89H166ZM174 88H173V90H174ZM182 88H180V90L182 91V90H184V89H182ZM185 88V87H184ZM191 88V89H192ZM58 89L60 90V91H63V94H62V92H60L61 94H60V96L61 97H59L58 95H59V92H58V95L56 94L57 93V91H58ZM64 89V90H63ZM108 89V88H107ZM117 89V88H116ZM115 89V91H116V93L119 95V93H120V91H118V90H116ZM155 89V88H154ZM156 89H158V88H156ZM161 89L159 88V90L161 91ZM188 89V88H187ZM52 90V91H51ZM79 90V89H78ZM77 90V91H78ZM83 90V89H82ZM90 90H92V89H90ZM151 90V89H150ZM159 90H157V91H159ZM163 90H164V88H163ZM170 90V89H169ZM168 90V94L170 95L171 94V91H169ZM178 90V89H177ZM180 90H179V92H180ZM77 91H73L76 95L78 94L77 93ZM80 91H81V89H80ZM111 91H112V89H111ZM159 91V92H160ZM175 91H176V89H175ZM95 92H96V90H95ZM124 92H125V90H124ZM135 92V91H134ZM151 92H152V90H151ZM174 92V91H173ZM172 92V93H173ZM183 92V91H182ZM74 93L72 94L73 96H74ZM80 93V92H79ZM83 94H84V92H82ZM86 94H88L87 92H85ZM102 93V92H101ZM105 93V92H104ZM115 93V94H116ZM147 93H149V92H147ZM157 93V92H156ZM166 93H167V91H166ZM197 93V94H196ZM86 94H84V95H86ZM91 94V93H90ZM98 94V93H97ZM107 94V93H106ZM110 94V92L108 93V95ZM161 94V93H160ZM163 94V93H162ZM168 94H167V97H168ZM174 94H175V92H174ZM187 94V93H186ZM190 94H191V92H190ZM189 94V96H192V95H190ZM63 95V96H62ZM76 95H75V97H76ZM80 95H81V93H80ZM80 95H78L77 97V99H79L80 100V98H81V96ZM96 95V94H95ZM95 95L92 97V98H96L95 97ZM107 95V96H108ZM121 95V94H120ZM126 95V94H125ZM145 96H147L146 94H144ZM151 95V94H150ZM156 95V94H155ZM158 95V94H157ZM178 95V94H177ZM183 95V94H182ZM71 96V95H70ZM79 96H80V98H79ZM103 96V95H102ZM123 93H122V98H120L121 99V101H123L122 99H125V97L123 98ZM127 96V95H126ZM161 96V95H160ZM179 96V95H178ZM184 96H185V94L182 96V99L184 98ZM216 96H218V97H216ZM62 97H64V98H62ZM86 97H88V95H86ZM90 97V96H89ZM88 97V99H87V101L88 102H90V103H88V104H92V102L95 100V99H90ZM106 97V96H105ZM105 97H104V99H105ZM118 97H121V96H118ZM147 97H149V96H147ZM166 97V98H167ZM216 97V98H215ZM108 98H110V96L108 97ZM145 98V97H144ZM151 98H153L152 97V95H151ZM159 98V97H158ZM164 98V97H163ZM170 98V101H175V100H171V96L169 97ZM168 98V99H169ZM174 98V96H172V99ZM187 98H188V96H187ZM190 98V97H189ZM77 99L75 98V100L77 101ZM84 100H86L85 99V96H84V98H83ZM82 99V100H83ZM90 99V100H89ZM115 99H116V97H115ZM131 99V98H130ZM134 99V98H133ZM160 99V98H159ZM175 99V98H174ZM180 99V98H179ZM185 99H186V97H185ZM72 100H74V98L72 99ZM72 100H71V102L70 103H72V105L71 106H73L72 107V109L70 108V110L73 112V110H74V107H75V104L74 103H78V102H76V101H73L72 102ZM78 100V101H79ZM81 100V101H82ZM83 100V101H84ZM93 100V101H92ZM108 100V99H107ZM132 100V99H131ZM151 100V99H150ZM154 100V99H153ZM167 100V99H166ZM166 100H164V101H166ZM81 101H79V102H81ZM92 101V102H91ZM101 100H99V102H100ZM120 101V100H119ZM118 101V102H119ZM126 101H128V100H126L125 99V102ZM133 101V100H132ZM156 101V103H157V100H155ZM169 100H168V102H170ZM187 101H188V99H187ZM189 101H190V103H191V101H192V99H189ZM69 102H67L68 103V105H69ZM84 102H86V101H84ZM95 102V104L96 103H98V102H96V100L94 101ZM102 102V101H101ZM100 102V103H101ZM109 102V101H108ZM112 102H113V100H112ZM115 102V101H114ZM130 102V101H129ZM140 102V101H139ZM144 102V101H143ZM148 102V101H147ZM151 102H153V101H151ZM180 102L182 103V101L180 100ZM41 103V104H40ZM83 103V102H82ZM81 103V104H82ZM87 103V102H86ZM85 103V104H86ZM100 103H99V105H100ZM103 104H104V102H102ZM106 103V102H105ZM110 103V102H109ZM120 103V102H119ZM118 103V104H119ZM124 103V102H123ZM138 103V102H137ZM173 103H176V102H171V104H173ZM61 104H63V105H61ZM74 104V105H73ZM107 104V103H106ZM106 104H104L105 106H107ZM116 104V103H115ZM126 105H127V102L125 103ZM136 104V103H135ZM144 104V103H143ZM155 104V102L153 103V105ZM160 104H161V99H160ZM160 104L158 103V104H156L157 106L159 105L160 106ZM162 104H164V103H162ZM170 104V103H169ZM171 104H170V106L169 105H166V104H164L165 106H169L168 108H166L167 110H170V113H171V111H173V109H174V107H173V109H171L172 107H171ZM177 104H178V102H177ZM186 104V105H187ZM79 105V106H78ZM83 105V104H82ZM97 105V104H96ZM102 105V104H101ZM103 105V106H104ZM111 106H113L112 104H110ZM110 105H108L106 108V111H104V112H108V114L107 115H109L110 113H113L115 116H116V114H115V112L117 111V110H115L114 111V109H116V107H115V105L113 106V108L110 106ZM119 105H122L121 103L119 104ZM148 105V104H147ZM152 105V104H151ZM151 105H149L150 107H152ZM155 105V106H156ZM189 105H191V106H189ZM59 106H61V107H59ZM66 106V105H65ZM70 106V107H71ZM93 106H94V103L92 104V107L91 108H93ZM109 106H110V110H109ZM118 106V105H117ZM125 106V105H124ZM145 106V105H144ZM143 106V107H144ZM149 106H147V107H149ZM164 106V107H165ZM172 106H175L176 107V105H172ZM181 106L183 107V103L181 104ZM218 106V107H219ZM77 107L78 108H82V107H80V104H77L76 105V107H75V109L77 110ZM83 107L84 108H86V107H88L87 105H86V107H85V105H83ZM90 107H89V110L90 111H86V112H84V113H89V112H93V110L91 111V109H90ZM95 107V106H94ZM99 107L100 106H98V109H99ZM115 107V108H114ZM119 108H120V106H118ZM132 107V106H131ZM130 107V108H131ZM134 107V106H133ZM137 107V106H136ZM135 107V108H136ZM178 107V106H177ZM185 107V106H184ZM57 108V109H58ZM68 108V107H67ZM102 108H104V107H101V109ZM124 108H126L125 110H127L128 111V106L127 107H124ZM138 108V107H137ZM136 108V109H137ZM145 108V107H144ZM155 108H158V107H155ZM155 108L153 107V108H150V109H152V114H150V116H151V118H152V121H154L155 123L159 120V115L161 114L159 111H158V113H157V111L155 110ZM161 109L163 108V107H160ZM159 108V109H160ZM179 108L181 109V107L179 106ZM186 108V107H185ZM42 109V110H41ZM58 109V110H59ZM87 109V108H86ZM86 109H84V110H86ZM96 110H97V107L95 108ZM94 109V110H95ZM111 109H113L112 111H114V112H109V111H111ZM122 109V108H121ZM135 109V110H136ZM158 109V110H159ZM176 109V108H175ZM174 109V110H175ZM178 109V108H177ZM177 109L175 110V114L178 116V120H176V121H179V123H180V120H181V118H182V116H186L185 114L183 115L182 114V112L181 111H178V112H176L177 111ZM179 109V110H180ZM184 109V108H183ZM56 110V109H55ZM64 110H65V108H64ZM64 110H62V111H64ZM76 110H74V111H76ZM102 110H104V109H102ZM109 110V111H108ZM119 110V109H118ZM131 110V109H130ZM138 110V109H137ZM148 110V109H147ZM163 110H165V108L163 109ZM187 110V108L184 110V111H186ZM188 110L186 111V113L188 112ZM194 110V111H195ZM217 110V109H216ZM61 111V110H60ZM60 111H59V113H58V111H54L55 112V114L57 113V114H59L60 115V117H61V114L63 113H61L60 114ZM67 111H69L68 109H67ZM70 111V112H71ZM82 111H83V109H82ZM100 111V110H99ZM119 111H121V110H119ZM193 111V110H192ZM194 111H193V113H194ZM199 111V112H200ZM214 111V110H213ZM248 111V112H249ZM46 112V113H47ZM54 112L52 113L53 115H54ZM81 111H79V113H80ZM118 112V111H117ZM116 112V113H117ZM124 112V111H123ZM131 112H135V111H133V108H132V111ZM138 112H140V110H138ZM138 112H136V113H138ZM143 112H145V111H143ZM150 111H148L147 112V114L149 113ZM163 112V111H162ZM169 112V111H168ZM181 112V114L182 115H180L181 116V118H179L180 116H179V113ZM189 112H191V111H189ZM187 113V114H190V113ZM215 112H217V111H215ZM220 112V111H219ZM36 113H38V112H36ZM40 113V112H39ZM39 113L38 114H36V117H38L37 115H39ZM46 113H44V114H46ZM65 113H66V111H65ZM76 114L78 113V112H75ZM78 113V114H79ZM84 113H82V114H84ZM94 113V112H93ZM101 113V112H100ZM128 113V112H127ZM129 113H130V111H129ZM128 113V114H129ZM160 113V114H159ZM178 113V114H177ZM192 113V112H191ZM243 113V112H242ZM47 114V115H48ZM69 114V113H68ZM74 114V113H73ZM72 114V115H73ZM98 114V116H99V113H97ZM104 114V113H103ZM102 114V115H103ZM126 114V113H125ZM143 114V113H142ZM165 114V113H164ZM167 114V113H166ZM198 113H196L195 112V115H197ZM199 114H201V113H199ZM212 114H214V113H212ZM216 114V113H215ZM214 114V115H215ZM218 114V113H217ZM233 114V115H234ZM29 115V116H30ZM42 115V117H43V113L41 114ZM40 115V116H41ZM67 114H65V116H66ZM80 115V114H79ZM78 115V116H79ZM95 115H96V113H95ZM106 115V114H105ZM106 115V116H107ZM117 115H118V113H117ZM130 115V114H129ZM139 115V114H138ZM162 115V114H161ZM169 115H171V114H169ZM192 115V114H191ZM201 115V116H202ZM209 115V114H208ZM207 115V116H208ZM230 115V114H229ZM240 115V116H239ZM238 116L240 117V119H241V121H242V118H243V115H241V113L239 114ZM263 115V114H262ZM28 116V117H29ZM33 116H34V113H33ZM32 116V119H34L35 117H33ZM40 116L38 117V118H36V120H34V122H33V120H31L33 123H36L37 125L39 124V125H41V120H40ZM55 116V115H54ZM64 116V115H63ZM63 116H62V118H63ZM65 116H64V118H65ZM77 116V115H76ZM85 116V115H84ZM83 116V117H84ZM106 116H105V118H106ZM119 116V115H118ZM121 116H122V113H121ZM132 116V115H131ZM130 116V117H131ZM134 116H135V113H134ZM141 116V115H140ZM175 116V115H174ZM193 117H195L194 116V114L192 115ZM199 116V115H198ZM195 117L196 118V120L198 121V119L197 118H199V117ZM202 116V117H203ZM238 116H236V118L238 117ZM241 116H242V118H241ZM247 115L245 114V118H247L246 117ZM41 117V119H43L44 121L46 120V121H48V119H49V117L47 118V117H45L46 119H44V118H42ZM51 118H52V121H50V123H51V125H53V126H50L49 125V121L48 122H44V123H48V124H46L48 127L50 126L51 128L52 127H54V124H52V123H54V122H56L58 119H60V117L58 116V115H56L55 117H57L56 119H55V117H53L52 115L50 116ZM68 117H70L69 115H68ZM67 117V118H68ZM80 117H81V115H80ZM86 117H87V114H86ZM89 117H90V114H89ZM88 117V118H89ZM102 117V116H101ZM109 117H113V115L111 116V115H109L108 116V118ZM120 117V116H119ZM118 117V118H119ZM129 117V116H128ZM139 117V116H138ZM138 117L137 118H134V119H138ZM163 117V116H162ZM161 117V118H162ZM167 117V116H166ZM176 117V116H175ZM174 117V118H175ZM184 117H183V119H184ZM202 117L200 118L201 120H202ZM205 117H203V118H205ZM211 117H215V116H211ZM218 118L217 119H219V116H217ZM225 117H227V118H225ZM233 118H235V115L234 116H232ZM31 118V117H30ZM63 118V119H64ZM74 119H76L75 117H73ZM78 118V117H77ZM92 118V117H91ZM91 118H89L90 120H92ZM98 118V117H97ZM125 118V116L123 117L122 116V119H124ZM150 118V119H151ZM170 118H171V116H170ZM169 118V119H170ZM177 118V117H176ZM188 118H190L189 117V115H188ZM195 118H190V120L191 121H194V122H192L193 124L195 123V124H197V122H196V120H193V119H195ZM207 118V117H206ZM206 118L205 119H203V120H205L206 121ZM216 118V117H215ZM220 118V119H221ZM223 118L221 119L222 121H223ZM231 118V117H230ZM229 118V121L230 120H232L234 123L236 122H238L240 119L239 118H237L236 119V121H234L233 120V118H231L230 119ZM256 118V117H255ZM264 118V117H263ZM37 119H38V121H37ZM53 119H55L56 121H53ZM62 119V121H67V120H63ZM85 119V118H84ZM93 119H95V118H93ZM104 119V118H103ZM110 119V118H109ZM182 119V120H183ZM187 119V118H186ZM209 119V118H208ZM207 119V120H208ZM214 119V118H213ZM239 119V120H238ZM26 120H27V118H26ZM28 120H30V119H28ZM61 120V119H60ZM69 120H70V118H69ZM71 120H72V118H71ZM78 120V119H77ZM81 120V119H80ZM120 120V119H119ZM119 120H118V123H119ZM130 120H132V119H130ZM143 120V119H142ZM221 120L219 121L220 122V124H223V123H225V124H223V125H226L229 121H227L226 120V122H221ZM238 120V121H237ZM248 119H246V122H248L247 121ZM262 120V119H261ZM35 121H37V122H35ZM76 121V120H75ZM79 121V120H78ZM83 121V120H82ZM85 121H87V120H85ZM84 121V123H86ZM89 121V120H88ZM93 121V120H92ZM98 121V120H97ZM96 121V122H97ZM100 121H102V119L100 118V120H99V123H100ZM111 121H113V120H111ZM124 120H122V122H123ZM126 121V120H125ZM128 121H129V119H128ZM139 121V120H138ZM138 121H136L135 120V122H138ZM149 121V120H148ZM191 121H189V119H188V122L189 123H191ZM212 120H210V122H211ZM217 121V120H216ZM215 121V123L217 124V122ZM232 121H230L229 123H233ZM244 121V120H243ZM262 121H264V119L262 120ZM19 122V121H18ZM43 122V121H42ZM94 122H95V120H94ZM95 122V123H96ZM104 122V121H103ZM102 122V123H103ZM117 121L116 120H114V123H116ZM121 122V121H120ZM121 122V123H122ZM130 122H132V121H130ZM130 122H128L129 124H130ZM134 122V121H133ZM139 122H141V121H139ZM150 122V121H149ZM167 122V121H166ZM169 122H171V121H169ZM172 122H173V120H172ZM183 123L185 122L186 123V121L185 120H183L182 121ZM201 122V121H200ZM212 122H214V120L212 121ZM30 123V122H29ZM57 123V122H56ZM65 123V122H64ZM73 123V122H72ZM76 123H78L77 121H76ZM88 123H91V122H87V124ZM108 123H110V122H108ZM111 123H113V122H111ZM127 123V126L129 125ZM144 123V122H143ZM147 123V122H146ZM191 123V124H192ZM202 123V122H201ZM200 123V124H201ZM235 123V124H236ZM241 123V122H240ZM263 122H261V124H262ZM11 124H13V125H11ZM17 124L18 123H16L14 126H17ZM32 123H30V125H31ZM58 124V123H57ZM63 124V123H62ZM70 124V123H69ZM79 124V123H78ZM83 124V123H82ZM87 124H86V126H87ZM117 124V123H116ZM120 124V123H119ZM124 124H126V122H124ZM123 124V125H124ZM135 125L137 124V123H134ZM139 124V123H138ZM153 124V123H152ZM156 124H158V123H156ZM178 124V123H177ZM181 124V123H180ZM187 124V123H186ZM185 124V125H186ZM191 124H189V125H191ZM192 124V125H193ZM194 124V125H195ZM199 124V123H198ZM199 124V125H200ZM206 124V125H205ZM205 124H204V122H203V124H201V125H205V126H202V128L203 127H206V126H209L208 125V122L206 123L205 122ZM215 124V125H216ZM231 124H227V125H230L229 126V128L230 127H232V125ZM247 124V123H246ZM25 125V124H24ZM37 125H33L34 127L35 126H37ZM42 125H43V123H42ZM41 125V126H42ZM65 125V124H64ZM71 125V124H70ZM73 125H74V123H73ZM88 125H90V124H88ZM103 125V124H102ZM101 125V126H102ZM107 125V124H106ZM111 125V124H110ZM109 125V127L111 128V126ZM122 125V126H123ZM133 125V124H132ZM141 125V124H140ZM188 125V124H187ZM198 125V126H199ZM254 125V124H253ZM13 126V127H14ZM79 126H81V125H79ZM100 126V125H99ZM100 126V127H101ZM139 126V125H138ZM160 126V125H159ZM196 126V125H195ZM195 126H192V127H194L195 128ZM212 126H214V125H212ZM222 126V125H221ZM236 127L238 126V125H235ZM242 126V125H241ZM254 126H256V125H254ZM260 126V128H263V124H262V126L261 125H259ZM258 126V127H259ZM4 127V126H3ZM3 127H1L0 128V130H2L3 129ZM49 127V130L51 129ZM100 127H97V128H100ZM115 127H117V126H115ZM114 127V128H115ZM120 127H121V125H120ZM125 127V126H124ZM142 127H144L143 125H142ZM150 127H153V126H150ZM200 127L201 126H199V129L198 130H202V129H200ZM215 127V126H214ZM226 127V126H225ZM240 127V126H239ZM252 127V126H251ZM5 128V127H4ZM20 128H23V127H20ZM35 128H38V127H35ZM41 128V127H40ZM67 128V127H66ZM70 128L71 127H69L68 129L70 130ZM77 128V127H76ZM83 128H85V127H83ZM82 128V129H83ZM89 128V127H88ZM107 128V127H106ZM118 128V127H117ZM126 128V127H125ZM125 128H123V129H125ZM128 128H130V126L128 127ZM136 128H137V126H136ZM147 128V127H146ZM156 128H158V127H156ZM169 128V127H168ZM175 128H177V126L175 127ZM175 128H174V130H175ZM185 128V127H184ZM190 128V127H189ZM207 128V127H206ZM205 128V129H206ZM211 128H213V127H211ZM217 128H218V126H217ZM224 128V127H223ZM228 128V129H229ZM244 128V127H243ZM248 128V127H247ZM256 128V127H255ZM8 129V128H7ZM6 129V130H7ZM10 129V128H9ZM16 129H17V127H16ZM28 129H31V127L29 126V128L27 127L26 128V133L28 132L27 130ZM33 129V128H32ZM58 129V128H57ZM75 129V128H74ZM81 129V128H80ZM86 129V128H85ZM91 129V128H90ZM102 129H103V127H102ZM101 129V130H102ZM133 129H135L134 127H133ZM140 129V128H139ZM153 129V128H152ZM159 129H160V127H159ZM162 129H163V127H162ZM193 129V128H192ZM208 129V128H207ZM214 129V128H213ZM213 129H212V131H213ZM220 129H222V128H220ZM237 129H239V128H236V130ZM257 129V128H256ZM264 129V128H263ZM262 129V130H263ZM5 129H3L2 131H4ZM19 130V129H18ZM17 130V131H18ZM43 130V129H42ZM53 130V129H52ZM52 130H50V131H52ZM56 130V129H55ZM66 130V129H65ZM77 130V129H76ZM87 130V129H86ZM93 130V129H92ZM100 130V133L102 132ZM128 130V129H127ZM126 130V131H127ZM131 130H132V127H131ZM136 131H138L137 129H135ZM165 130V129H164ZM172 130V129H171ZM177 130V129H176ZM180 130V129H179ZM194 130V129H193ZM192 130V131H193ZM197 130V129H196ZM195 130V131H196ZM223 130V129H222ZM227 130V128H225V132L227 133V132H229L228 130ZM231 130V129H230ZM235 130V131H236ZM241 130V129H240ZM8 131V130H7ZM6 131V132H7ZM11 131H13V129L11 130ZM20 131V130H19ZM24 131V130H23ZM34 131V130H33ZM36 131V130H35ZM47 131V130H46ZM60 131V130H59ZM63 131H64V129H63ZM110 131V130H109ZM120 131V130H119ZM143 131H145V130H143ZM147 131V130H146ZM149 131V130H148ZM159 131V130H158ZM161 131V130H160ZM184 131V130H183ZM207 130H205V131H203V132H206ZM211 131V132H212ZM215 131L217 132V129H215ZM214 131V132H215ZM219 131V130H218ZM239 131V130H238ZM244 131V130H243ZM40 132V131H39ZM48 132V131H47ZM55 132V131H54ZM57 132V131H56ZM69 132V131H68ZM70 132H72L71 130H70ZM81 132V131H80ZM83 132H85V131H83ZM88 132H89V129H88ZM104 132V131H103ZM112 132V131H111ZM125 132V131H124ZM128 132V131H127ZM129 132L131 133V131L129 130ZM168 132V131H167ZM176 132V131H175ZM174 132V133H175ZM185 132H188V131H186L185 130ZM189 132L191 133V131L189 130ZM198 132V131H197ZM213 132V133H214ZM216 132L214 133V134H216ZM223 132V131H222ZM231 132V131H230ZM233 132V131H232ZM237 132V131H236ZM236 132H234V134L233 135H235L236 134ZM248 132V131H247ZM2 133V132H1ZM4 133V132H3ZM15 133H16V131H15ZM20 133V132H19ZM25 133V132H24ZM29 133H30V131H29ZM44 133V132H43ZM79 133V132H78ZM87 133V132H86ZM99 133V132H98ZM107 133V132H106ZM105 133V134H106ZM116 133H118V131L116 132ZM126 133V132H125ZM132 133H135V132H133L132 131ZM140 133V132H139ZM143 133V132H142ZM159 133V132H158ZM162 133V132H161ZM173 133V132H172ZM171 133V134H172ZM180 133V132H179ZM179 133H178V135H179ZM199 134H200V132H198ZM210 133V132H209ZM219 135H221L219 132H217ZM226 133H224V134H226ZM238 133V132H237ZM241 133H242V130H241ZM249 133H251V132H249ZM255 133H258V132H255ZM254 133V134H255ZM8 134H9V132H8ZM8 134L6 135V136H8ZM10 134H11V132H10ZM14 134V132L12 133V135ZM16 134H18V133H16ZM23 134V133H22ZM47 134H49V133H47ZM61 134V133H60ZM72 134V133H71ZM71 134H70V136H71ZM77 134V133H76ZM81 134V133H80ZM89 134H90V132H89ZM97 134V133H96ZM101 134H103V133H101ZM112 134V133H111ZM114 134H115V131H114ZM113 134V135H114ZM120 134V133H119ZM137 134V133H136ZM149 134V133H148ZM150 134H151V132H150ZM154 134V133H153ZM171 134H169V135H171ZM196 134V133H195ZM201 134H202V131H201ZM200 134V135H201ZM212 134V133H211ZM224 134H222V135H224ZM245 134V133H244ZM248 134V133H247ZM253 134V135H254ZM24 135V134H23ZM29 135V134H28ZM33 135V134H32ZM46 135V134H45ZM55 135V134H54ZM53 135V136H54ZM59 135V134H58ZM57 135V136H58ZM68 135H69V133H68ZM116 135V134H115ZM132 136H133V134H131ZM140 135V134H139ZM144 135H145V133H144ZM147 135V134H146ZM162 135V134H161ZM177 135V136H178ZM207 135V134H206ZM210 135V134H209ZM219 135H218V137H219ZM221 135V136H222ZM227 135V134H226ZM237 135V134H236ZM240 135V134H239ZM252 135V134H251ZM259 135V134H258ZM263 135V134H262ZM14 136V135H13ZM13 136H12V139H14L13 138ZM19 136V135H18ZM61 136V135H60ZM64 136V135H63ZM69 136V137H70ZM86 136H87V134H86ZM89 136V135H88ZM92 136V135H91ZM97 136V135H96ZM103 136V135H102ZM102 136H100V137H102ZM106 136V135H105ZM111 136V135H110ZM124 136V135H123ZM135 136V135H134ZM133 136V137H134ZM165 136L166 135H164L163 137L165 138ZM212 136V135H211ZM225 136V135H224ZM223 136V137H224ZM228 136H229V139H230V136L231 135H229V133H228ZM243 136V135H242ZM250 136V135H249ZM0 137L1 138H3L1 135H0ZM5 137V136H4ZM27 137V136H26ZM41 137V136H40ZM48 137V136H47ZM51 137V136H50ZM62 137V136H61ZM65 137V136H64ZM75 137H76V135H75ZM80 137V136H79ZM78 137V138H79ZM98 138H99V136H97ZM116 137V136H115ZM118 137V136H117ZM125 137H126V135H125ZM137 137V136H136ZM141 137H143L142 135H141ZM159 137V136H158ZM169 137V136H168ZM173 137V136H172ZM181 137H183V136H181ZM200 137V136H199ZM213 137V136H212ZM211 137V138H212ZM245 137H246V135H245ZM259 137V136H258ZM264 137V136H263ZM5 138H7V137H5ZM10 138V137H9ZM30 138V137H29ZM55 138V137H54ZM57 138V137H56ZM59 138V137H58ZM66 138V137H65ZM71 138H72V136H71ZM82 138V137H81ZM80 138V139H81ZM93 138V137H92ZM135 138V137H134ZM139 138V137H138ZM145 138V137H144ZM175 138V137H174ZM173 138V139H174ZM192 138V137H191ZM190 138V139H191ZM216 138H217V136H216ZM220 138V137H219ZM226 138H228L227 136H226ZM255 138V137H254ZM11 139V138H10ZM16 139V138H15ZM73 139H74V137H73ZM104 139V138H103ZM106 139V138H105ZM116 139V138H115ZM130 139H131V137H130ZM149 139V138H148ZM181 139H183V138H181ZM187 139V138H186ZM186 139H183V140H186ZM207 139V138H206ZM223 139V138H222ZM233 139H234V137H233ZM236 139V138H235ZM238 139H240L239 138V136H238ZM243 139H244V137H243ZM245 139H247V138H245ZM22 140V139H21ZM53 140V139H52ZM60 140V139H59ZM59 140H56V142L57 141H59ZM66 140L68 141V138H66ZM77 140V139H76ZM82 140V139H81ZM81 140H79V142L81 141ZM85 140V139H84ZM99 140H101V138L99 139ZM112 140V139H111ZM142 140H143V138H142ZM142 140H141V142H142ZM182 140V141H183ZM197 140V139H196ZM211 140V139H210ZM224 140V139H223ZM222 140V141H223ZM226 140H228V139H226ZM237 140V139H236ZM235 140V141H236ZM254 139H252V141H253ZM259 140V139H258ZM260 140H261V138H260ZM2 141H4V139L2 140ZM6 141V140H5ZM18 141H19V139H18ZM41 141V140H40ZM55 141V140H54ZM54 141H52V142H54ZM61 141V140H60ZM59 141V142H60ZM83 141V140H82ZM102 141H104V140H102ZM125 141H127V140H125ZM131 141V140H130ZM138 141H140V140H138ZM146 140H144L143 142H145ZM166 141V140H165ZM170 141H171V139H170ZM180 141V140H179ZM180 141L181 143H185V141ZM189 141V140H188ZM188 141H186L188 144H190ZM201 141V140H200ZM207 141V140H206ZM214 141V140H213ZM244 141V140H243ZM256 141H257V139H256ZM1 142V141H0ZM8 142H11V140H9ZM12 142H14V145L17 147V145L15 144L16 142H17V140H16V142H15V140L14 141H12ZM20 142V141H19ZM47 142V141H46ZM70 142V141H69ZM74 142V141H73ZM76 142V141H75ZM77 142H78V140H77ZM85 142V141H84ZM115 142V141H114ZM113 142V143H114ZM117 142H118V140H117ZM116 142V143H117ZM121 142V141H120ZM124 142V141H123ZM128 142L129 141H127V144H128ZM133 142H135V141H132L131 142V144L133 143ZM142 142V143H143ZM151 142V141H150ZM163 142V141H162ZM168 142V141H167ZM172 142V141H171ZM170 142V143H171ZM194 142H196V141H194ZM205 142V141H204ZM215 142H218V141H215ZM227 142H229V140L227 141ZM233 142V141H232ZM237 142V141H236ZM235 142V143H236ZM6 143V142H5ZM18 143V142H17ZM45 143V142H44ZM72 143V142H71ZM86 143H88V142H86ZM93 143H94V141H93ZM104 143V142H103ZM130 143V142H129ZM136 143L138 144V142H137V139H136ZM145 143H147V142H145ZM176 143V142H175ZM202 142H200V144H201ZM206 143H208V142H206ZM221 143V142H220ZM240 143V142H239ZM242 143V142H241ZM253 143H254V141H253ZM9 144V143H8ZM21 144V143H20ZM19 144V145H20ZM59 144V143H58ZM61 144V143H60ZM59 144V145H60ZM79 144H81V143H79ZM84 144V143H83ZM95 144V143H94ZM119 144V143H118ZM130 144V145H131ZM136 144V145H137ZM144 144V143H143ZM152 144V143H151ZM150 144V145H151ZM197 144V143H196ZM222 144V143H221ZM234 144V143H233ZM250 144V143H249ZM264 144V143H263ZM11 145H13V143L11 144ZM13 145V146H14ZM18 145V146H19ZM68 145V144H67ZM74 144H72V146H73ZM104 144H102V145H99V146H103ZM106 145V144H105ZM104 145V146H105ZM110 145V144H109ZM108 145V146H109ZM112 145V144H111ZM110 145V146H111ZM117 145V144H116ZM130 145H128V147L130 146ZM145 145V144H144ZM176 145H178V144H176ZM176 145H175V147H176ZM180 145V144H179ZM201 145H203V144H201ZM210 145H212V143L210 144ZM225 145H228V144H225ZM3 146V145H2ZM77 146H79V145H77ZM85 146V145H84ZM88 146V145H87ZM98 146V147H99ZM109 146V147H110ZM127 146V145H126ZM138 146V145H137ZM139 146H140V144H139ZM139 146H138V148H139ZM155 146V145H154ZM157 146V145H156ZM197 146V145H196ZM206 146H208L209 147V145H206ZM215 146V145H214ZM221 146V145H220ZM230 146V145H229ZM256 146H257V143H256ZM256 146H254V147H256ZM264 146V145H263ZM4 147H5V145H4ZM7 147H9L8 145H7ZM31 147V146H30ZM56 147V146H55ZM75 147V146H74ZM73 147V148H74ZM81 147H82V145H81ZM91 147V146H90ZM108 147V148H109ZM115 147V146H114ZM114 147H113V149H114ZM150 147V146H149ZM153 147V146H152ZM173 147V146H172ZM178 147V146H177ZM180 147V146H179ZM178 147V148H179ZM192 147V146H191ZM237 146H235V148H236ZM3 148V147H2ZM2 148H0L1 150H2ZM13 148V147H12ZM25 148V147H24ZM27 148H29L28 146H27ZM35 148V147H34ZM44 148V147H43ZM61 148H64V147H61ZM72 148V147H71ZM130 148V147H129ZM133 148H134V145H133ZM182 148H183V146H182ZM188 148V147H187ZM195 148V147H194ZM193 148V149H194ZM204 148V147H203ZM210 148H212L211 146H210ZM210 148H208V149H210ZM222 148V147H221ZM245 148V147H244ZM251 148V147H250ZM9 149H10V147H9ZM15 149V148H14ZM88 149V148H87ZM140 149H143V146H142V148H140ZM162 149V148H161ZM160 149V150H161ZM166 149V148H165ZM168 149V148H167ZM176 149V148H175ZM192 149V148H191ZM196 149V148H195ZM213 149H214V147H213ZM237 149V148H236ZM240 149V148H239ZM248 149V148H247ZM1 150H0V153H1ZM17 150H19V149H17ZM65 150V152L64 153H66L67 151H66V149H64ZM130 150V149H129ZM137 150V149H136ZM139 150V149H138ZM145 150V149H144ZM149 150V149H148ZM151 150V149H150ZM156 150V149H155ZM205 150H206V148H205ZM216 151H217V149H215ZM223 150V149H222ZM226 150V149H225ZM224 150V151H225ZM251 150V149H250ZM255 150H257L256 148H255ZM259 150H261V149H259ZM80 151V150H79ZM97 151H98V149H97ZM110 150H108V152H109ZM131 152H132V150H130ZM134 151V150H133ZM152 151V150H151ZM157 151V150H156ZM165 151V150H164ZM169 151V150H168ZM201 151V150H200ZM211 151V150H210ZM215 151V152H216ZM223 151V152H224ZM231 151V150H230ZM229 150L227 151V153L228 154H231L232 153V151L230 152ZM236 151V150H235ZM19 152H21V151H19ZM25 152V151H24ZM38 152V151H37ZM62 152V153H63ZM72 152V151H71ZM73 152H74V150H73ZM77 152H78V149H77ZM84 152H85V150H84ZM90 152V151H89ZM94 152V151H93ZM96 152V151H95ZM102 152V151H101ZM110 152H114V151H110ZM147 152V151H146ZM150 152V151H149ZM149 152H147L148 154H149ZM154 152V151H153ZM194 152H197V151H194ZM212 152H213V150H212ZM212 152H210V153H212ZM230 152V153H229ZM238 152V151H237ZM241 152H244V150L243 151H241ZM241 152H239V153H241ZM247 152V151H246ZM249 152V151H248ZM252 152H254V151H252ZM257 152V151H256ZM256 152H254V153H256ZM264 152V151H263ZM4 153V152H3ZM2 153V154H3ZM5 153H6V151H5ZM13 153H15V152H13ZM38 153H40V152H38ZM68 153V152H67ZM66 153V154H67ZM87 153H88V151H87ZM99 153V152H98ZM105 153V152H104ZM106 153H107V151H106ZM129 153V152H128ZM146 153V154H147ZM156 153V152H155ZM166 153V152H165ZM171 153V152H170ZM169 153V154H170ZM179 153V152H178ZM182 153V152H181ZM189 153V152H188ZM200 153V152H199ZM201 153H202V151H201ZM222 153V152H221ZM220 152H219V154H221ZM227 153H225V155L227 154ZM235 152H233V154H234ZM258 153V152H257ZM2 154H0V159L2 160V161H4L2 158H1V156H4V155H2ZM16 154H18V152L16 153ZM20 154V153H19ZM42 154H44V153H42ZM91 154V153H90ZM137 154V153H136ZM144 154V153H143ZM145 154V155H146ZM164 154V153H163ZM192 154V153H191ZM222 154H224V153H222ZM227 154V155H228ZM248 154V153H247ZM251 154V153H250ZM263 153H262V151H261V155H262ZM9 155V154H8ZM40 155V154H39ZM46 155V154H45ZM50 155V154H49ZM54 154H52V156H53ZM70 155V154H69ZM107 155H108V153H107ZM112 155V154H111ZM131 155V154H130ZM134 155V154H133ZM138 155V154H137ZM139 155H142V152H141V150H140V153H139ZM152 155V154H151ZM162 155V154H161ZM168 155V154H167ZM186 155V154H185ZM188 155V154H187ZM194 155V154H193ZM199 155V154H198ZM218 155V154H217ZM217 155H215V156H217ZM232 155V154H231ZM230 155V156H231ZM259 155V154H258ZM257 155V156H258ZM30 156V155H29ZM88 156H90V155H88ZM110 156V155H109ZM136 156V155H135ZM143 156V155H142ZM142 156H141V158H142ZM154 156V155H153ZM156 156H158V155H156ZM184 156V155H183ZM204 156V155H203ZM214 156V155H213ZM213 156H211L212 157V160L214 159L213 158ZM238 156H240V154L238 155ZM244 156V155H243ZM247 156V155H246ZM246 156H244L245 158H246ZM254 156V155H253ZM256 156V155H255ZM17 157V156H16ZM47 157V156H46ZM45 157V158H46ZM128 157H130V156H128ZM149 157V156H148ZM147 157V155H146V158H148ZM159 157V156H158ZM161 157V156H160ZM167 157H169V156H167ZM186 157V156H185ZM210 157V158H211ZM220 157V156H219ZM222 157V156H221ZM234 157H235V155H234ZM248 157V156H247ZM35 158V157H34ZM42 158H44V157H42ZM112 158V157H111ZM151 158V157H150ZM223 158H225V156H223ZM227 158V157H226ZM231 158H233V156L231 157ZM237 158H239V157H236V159ZM241 158L243 159V157L241 156ZM240 158V159H241ZM249 158H250V155H249ZM253 158H255V157H253ZM253 158H252V160H253ZM19 159V158H18ZM25 159V158H24ZM113 159V158H112ZM115 159V158H114ZM131 159H134V158H131ZM137 159V158H136ZM196 159V158H195ZM203 159V158H202ZM205 159V158H204ZM215 159H218V157L216 158L215 157ZM219 159H221V158H219ZM229 159V158H228ZM234 159L235 158H233V162H234ZM235 159V160H236ZM242 159L240 160V163L242 162ZM248 159V158H247ZM259 159H262V158H259ZM263 159H264V157H263ZM89 160H91V159H89ZM151 160V159H150ZM160 160V159H159ZM162 160V159H161ZM173 160H174V158H173ZM182 160V159H181ZM187 160V159H186ZM190 160H192V159H190ZM194 160V159H193ZM192 160V161H193ZM222 160H225V159H221V161ZM230 160V159H229ZM249 160V159H248ZM248 160H246V163H248L247 161ZM251 159H250V161L251 162H253L254 163V161H252ZM1 161V163H3ZM9 161V160H8ZM16 161V160H15ZM19 161H20V159H19ZM21 161H24L22 158H21ZM42 161V160H41ZM44 161V160H43ZM51 161V160H50ZM49 161V162H50ZM88 161V160H87ZM125 161V160H124ZM134 161V160H133ZM140 160H138V162H139ZM145 161V160H144ZM148 161V160H147ZM154 161V160H153ZM172 161V160H171ZM195 161V160H194ZM197 161H198V159H197ZM196 161V162H197ZM205 161V160H204ZM221 161H219V162H221ZM245 161V160H244ZM249 161V167H250V165L251 164H253V163H251ZM258 161V160H257ZM257 161H256V164H258L257 163ZM260 161V160H259ZM29 162H31V161H29ZM32 162H34V161H32ZM89 162V161H88ZM108 162H110V161H108ZM114 162V161H113ZM112 162V163H113ZM126 162V161H125ZM128 162H129V160H128ZM135 163H136V161H134ZM142 162H143V159H142ZM146 162V161H145ZM155 162V161H154ZM174 162V161H173ZM175 162H176V160H175ZM174 162V163H175ZM206 162H208V161H206ZM214 162V161H213ZM218 162V161H217ZM216 162V163H217ZM226 162H227V160H226ZM229 162V161H228ZM227 162V163H228ZM230 162H232V161H230ZM229 162V163H230ZM232 162V163H233ZM238 162V161H237ZM262 162H263V160H262ZM261 162V163H262ZM15 163V162H14ZM20 163V162H19ZM23 163V162H22ZM42 163V162H41ZM123 163V162H122ZM141 162H139V164H140ZM149 163V162H148ZM153 163V162H152ZM151 163V164H152ZM174 163H172V164H174ZM178 164H179V162H177ZM188 163V162H187ZM191 163V162H190ZM211 163V162H210ZM215 163V162H214ZM222 163H223V161H222ZM231 163V165H234V167L236 166L235 165V163L234 164H232ZM239 163V164H240ZM243 163V165L242 166H245L246 165V163L245 162H242ZM244 163H245V165H244ZM251 163V164H250ZM260 163V164H261ZM17 164V163H16ZM28 164V163H27ZM43 164V163H42ZM51 164V163H50ZM144 164V163H143ZM156 164H160V163H157L156 162ZM156 164H154L153 163V165H155L156 166ZM218 164V163H217ZM224 164H226V163H224ZM255 164V165H256ZM260 164H258V165H260ZM12 165V164H11ZM18 165V164H17ZM35 165V164H34ZM48 165V164H47ZM107 165V164H106ZM110 165V164H109ZM131 165V164H130ZM134 165V164H133ZM136 165H137V163H136ZM165 165V164H164ZM175 165V164H174ZM187 165V164H186ZM189 165V164H188ZM213 165V164H212ZM219 165H221V164H219ZM0 166H2V165H0ZM111 166V165H110ZM125 166V165H124ZM135 166V165H134ZM144 166V165H143ZM159 166H161V165H159ZM158 166V167H159ZM163 166V165H162ZM182 166V165H181ZM218 166V165H217ZM223 166V165H222ZM228 166H230V165H228ZM240 166V165H239ZM253 166V165H252ZM262 166V165H261ZM7 167V166H6ZM15 167V166H14ZM21 167V166H20ZM38 167V166H37ZM141 167H142V165H141ZM147 167H148V165H147ZM152 167V166H151ZM157 167V168H158ZM206 167V166H205ZM214 167V166H213ZM219 167V166H218ZM224 167H226V166H223V168ZM231 167H233V166H231ZM238 167V166H237ZM254 168L256 167V166H253ZM259 167V166H258ZM3 168V167H2ZM2 168H1V171H2ZM25 168H27V167H25ZM30 168V167H29ZM35 168V167H34ZM40 168V167H39ZM50 168V167H49ZM107 167H104V169H106ZM126 168V167H125ZM149 168V167H148ZM172 168H174V167H172ZM171 168V169H172ZM186 168V167H185ZM215 168H217L216 167V165H215ZM215 168H213V169H215ZM222 168V167H221ZM228 168H230V167H228ZM236 168V167H235ZM254 168H252L253 169V171H254ZM264 168V167H263ZM17 170L19 169V167L17 166V168H16ZM35 169H37V168H35ZM42 169V168H41ZM40 169V170H41ZM44 169V168H43ZM97 169H98V167H97ZM134 169H136V167L134 168ZM133 169V170H134ZM140 169V168H139ZM139 169H138V171H139ZM150 169V168H149ZM148 169V170H149ZM151 169H153V168H151ZM155 169V168H154ZM178 169V168H177ZM188 169V168H187ZM210 169H211V166H210ZM219 170H220V167L218 168ZM217 169V170H218ZM231 169V168H230ZM229 169V170H230ZM248 169V168H247ZM249 169H251V167L249 168ZM249 169H248V171H249ZM257 169V172H258V170L260 169H258V168H255V170ZM261 169H262V167H261ZM10 170H12V169H10ZM20 170V169H19ZM21 170H22V168H21ZM28 170V169H27ZM132 170V169H131ZM137 170V169H136ZM141 170V169H140ZM144 170V169H143ZM156 170V169H155ZM161 170H162V168H161ZM195 170V169H194ZM226 170V169H225ZM224 170V171H225ZM228 169H227V171H229ZM232 171H234V172H236L235 171V169L233 170V169H231ZM238 170H240V168L238 169ZM243 170V169H242ZM245 170L246 169H244V172H245ZM92 171V170H91ZM94 171V170H93ZM107 171V170H106ZM130 171V170H129ZM129 171H128V173H129ZM144 171H146V170H144ZM143 171V172H144ZM151 171V170H150ZM158 171V170H157ZM184 171H185V169H184ZM188 171V170H187ZM199 171V170H198ZM206 171V170H205ZM215 171H216V169H215ZM224 171H222V169H221V171H219V172H222L223 174H224ZM259 171H261V170H259ZM264 171V170H263ZM3 172H4V170H3ZM12 172H15L14 170H12ZM12 172H8V174L10 173H12ZM24 172V171H23ZM22 172V173H23ZM26 172V171H25ZM24 172V173H25ZM29 172V171H28ZM110 172V171H109ZM134 172H137V171H134ZM148 172V171H147ZM191 172V171H190ZM207 172V171H206ZM209 172V171H208ZM217 172V171H216ZM233 172V173H234ZM240 172V171H239ZM239 172H238V174H239ZM249 172H251V170L249 171ZM17 173V172H16ZM19 173V172H18ZM94 173V172H93ZM115 173V172H114ZM127 173V172H126ZM138 173V172H137ZM136 173V174H137ZM145 173V172H144ZM143 173V175H146V174H144ZM151 173V172H150ZM159 173H160V171H159ZM199 173V172H198ZM202 173V172H201ZM218 173V172H217ZM232 173V175H233V177H234V174ZM242 173V172H241ZM252 173V172H251ZM261 173H263V172H261ZM7 174V175H8ZM19 174H21V173H19ZM18 174V175H19ZM92 174V173H91ZM131 174V173H130ZM130 174H128V175H130ZM153 174V173H152ZM207 174V173H206ZM219 174H221V173H219ZM223 174L221 175V179H222V176H223ZM228 174H230V173H228ZM236 174V173H235ZM244 174V173H243ZM247 174V173H246ZM246 174H244L243 176H245ZM250 174V173H249ZM258 174V173H257ZM0 175H2L1 173H0ZM6 175V174H5ZM12 175H13V173H12ZM11 175V176H12ZM17 175V174H16ZM17 175V176H18ZM30 175H32V174H30ZM111 175H112V173H111ZM139 176H140V174H138ZM154 175V174H153ZM160 175H161V173H160ZM193 175V174H192ZM214 175V174H213ZM252 175V174H251ZM254 175H255V173H254ZM264 175V174H263ZM262 174H261V176H263ZM19 176H21V175H19ZM37 176V175H36ZM93 176V175H92ZM96 176V175H95ZM94 176V177H95ZM132 176V175H131ZM135 176V175H134ZM137 176V175H136ZM147 176V175H146ZM159 176V175H158ZM205 176V175H204ZM228 176V175H227ZM226 176V177H227ZM237 176H239V175H237ZM250 176V175H249ZM258 176V175H257ZM9 177V176H8ZM22 177V176H21ZM23 177H25V176H23ZM22 177V178H23ZM31 177V176H30ZM40 177H46L45 176V174H44V176H40ZM53 176H51V178H52ZM128 177V176H127ZM126 177V178H127ZM130 177V176H129ZM129 177H128V179H129ZM141 177V176H140ZM213 177V176H212ZM214 177H215V175H214ZM225 177V176H224ZM225 177V178H226ZM230 177V176H229ZM232 177V178H233ZM250 177H254V176H250ZM250 177H248V178H250ZM256 177V176H255ZM5 178H6V176H5ZM31 178H33V176L31 177ZM38 178V177H37ZM48 178V177H47ZM50 178V177H49ZM97 178V177H96ZM115 178V177H114ZM143 179H144V177H142ZM146 178V177H145ZM159 178H161V177H159ZM203 178V177H202ZM231 178V179H232ZM236 178H240V181H242V178L241 177H236ZM262 178V177H261ZM2 179V178H1ZM4 179V178H3ZM9 179V178H8ZM7 179V180H8ZM15 179V178H14ZM17 179V178H16ZM28 179V178H27ZM34 179V178H33ZM40 179V178H39ZM98 179V178H97ZM100 179H102V178H100ZM128 179H126V180H128ZM158 179V178H157ZM229 179V178H228ZM231 179H229V180H231ZM233 179H235V177L233 178ZM244 179V178H243ZM252 179V178H251ZM257 179V178H256ZM22 180V179H21ZM54 180V179H53ZM88 180H89V178H88ZM91 180V179H90ZM106 180V179H105ZM104 180V181H105ZM110 180H112V178L110 179ZM123 180V179H122ZM137 180V179H136ZM135 180V181H136ZM146 180H147V178H146ZM153 180H154V178H153ZM159 180V179H158ZM175 180H177V179H175ZM223 180V179H222ZM236 180V179H235ZM235 180L233 181V183L235 182ZM15 181V180H14ZM27 181V180H26ZM35 181V180H34ZM36 181H38V180H36ZM42 181V180H41ZM44 181V180H43ZM49 181V180H48ZM51 181V180H50ZM93 181H95V179L93 180ZM101 181V183H102V180H100ZM128 181H130V180H128ZM133 181V180H132ZM145 181V180H144ZM160 182L162 181V179L161 180H159ZM178 181V180H177ZM180 181H183V180H180ZM180 181H178V182H180ZM193 181H195V180H193ZM213 181V180H212ZM224 181V180H223ZM227 181V180H226ZM236 181H238V180H236ZM244 182H245V180H243ZM243 181H242V183H243ZM250 181V180H249ZM254 181H255V178H254ZM3 182V181H2ZM10 182V181H9ZM12 182V181H11ZM11 182H10V184H11ZM21 181H19V183H20ZM33 182V181H32ZM54 182V181H53ZM112 182V181H111ZM125 182H127V181H125ZM137 182V181H136ZM140 182H142V181H140ZM147 182V181H146ZM150 182V181H149ZM164 183H165V181H163ZM167 182V181H166ZM175 182V181H174ZM173 182V183H174ZM197 182L198 183H200V180L198 179L197 180ZM219 182V181H218ZM259 182V181H258ZM262 182V181H261ZM24 183H27V182H24ZM29 183V182H28ZM48 183H50V182H48ZM48 183H46V184H48ZM92 183V182H91ZM96 183V182H95ZM113 183V182H112ZM128 183V182H127ZM129 183H132V182H129ZM128 183V184H129ZM139 183V182H138ZM151 183H155V180L153 181V182H151ZM157 183V182H156ZM167 183H169V181L167 182ZM190 183V182H189ZM196 183V182H195ZM202 183V182H201ZM200 183V184H201ZM209 183V182H208ZM226 183V182H225ZM231 183H232V181H231ZM236 183V182H235ZM239 183V182H238ZM248 183V182H247ZM255 183H257V181L255 182ZM7 184V183H6ZM17 184H18V179H17ZM22 184V183H21ZM38 184V183H37ZM111 184V183H110ZM116 184V183H115ZM119 184V183H118ZM160 184V183H159ZM158 184V185H159ZM162 184V183H161ZM172 184V183H171ZM224 184V183H223ZM229 184H230V182H229ZM251 184V183H250ZM253 184V183H252ZM258 184H260V183H258ZM262 184V183H261ZM9 185V184H8ZM15 185V184H14ZM26 185V184H25ZM31 185H32V183H31ZM44 185V184H43ZM99 185V184H98ZM97 185V186H98ZM123 185V184H122ZM132 185V184H131ZM135 184H133V186H134ZM140 185V184H139ZM144 185V184H143ZM143 185H141V186H143ZM153 185V184H152ZM167 185V184H166ZM220 185H222V184H220ZM237 185V184H236ZM247 185V184H246ZM257 185V184H256ZM11 186V185H10ZM9 186V187H10ZM136 186V185H135ZM138 186V185H137ZM141 186H140V188H141ZM195 186H197V185H195ZM199 186H201V185H199ZM228 186V185H227ZM234 186H235V184H234ZM241 186H243V185H241ZM252 186V185H251ZM251 186H250V188H251ZM260 186V185H259ZM258 186V187H259ZM7 187V186H6ZM21 187V186H20ZM28 187H29V185H28ZM117 187H118V185H117ZM146 187V186H145ZM153 187V186H152ZM155 187V186H154ZM223 187V186H222ZM246 187V186H245ZM254 187V186H253ZM30 188V187H29ZM50 188V187H49ZM234 188H236V187H234ZM243 188H244V186H243ZM19 189V188H18ZM26 189V188H25ZM228 189H230L229 187H228ZM249 189V188H248ZM253 189V188H252ZM259 190H260V188H258ZM31 190V189H30ZM236 190V189H235ZM241 190H242V188H241ZM22 191H24V190H22ZM36 191V190H35ZM34 191V192H35ZM37 191H38V189H37ZM254 191H255V189H254ZM18 192V191H17ZM26 191H24V193H25ZM30 192V191H29ZM28 192V193H29ZM49 192V191H48ZM230 192V191H229ZM243 192V191H242ZM245 192H251V191H245ZM258 192V191H257ZM2 193H5V192H3L2 191ZM2 193H0V195L1 196H3V195H5V194H3L2 195ZM7 193V192H6ZM11 193V192H10ZM20 193V192H19ZM38 193V192H37ZM51 193V192H50ZM252 193H253V190H252ZM254 193H256V191L254 192ZM260 193V192H259ZM263 192H261V194H262ZM9 194V193H8ZM41 194H42V192H41ZM52 194V193H51ZM228 194V193H227ZM236 194V193H235ZM241 194V193H240ZM239 194V195H240ZM260 194V195H261ZM15 195V194H14ZM26 195V194H25ZM32 195V194H31ZM237 195V194H236ZM239 195H237V196H239ZM252 195V194H251ZM256 195V194H255ZM263 195V194H262ZM0 196V199L2 198ZM6 196V195H5ZM24 196V195H23ZM33 196V195H32ZM38 196V195H37ZM46 196V195H45ZM229 196H230V194H229ZM257 196L259 197V194H257ZM264 196V195H263ZM15 197H16V195H15ZM17 197H18V195H17ZM22 197V196H21ZM26 197V196H25ZM35 197V196H34ZM42 197V196H41ZM48 197H50L49 195H48ZM235 197V196H234ZM233 197V198H234ZM3 198H5V197H3ZM10 198V197H9ZM29 198V197H28ZM27 198V199H28ZM246 198V197H245ZM253 198V197H252ZM256 198V197H255ZM6 199H7V197H6ZM25 199V198H24ZM33 199V198H32ZM38 199L40 200V198H36V200L38 201ZM44 199V198H43ZM232 199V198H231ZM235 199H236V197H235ZM240 199V198H239ZM238 199V200H239ZM259 199H261V197L259 198ZM12 200V199H11ZM14 200V199H13ZM12 200V201H13ZM17 200V199H16ZM226 200V199H225ZM238 200H236V201H238ZM241 200V199H240ZM239 200V201H240ZM243 200V199H242ZM241 200V201H242ZM247 200V199H246ZM252 200V199H251ZM257 200V199H256ZM255 200V201H256ZM264 200V199H263ZM5 201V200H4ZM8 201V200H7ZM15 201V200H14ZM13 201V202H14ZM27 201V200H26ZM25 201V202H26ZM230 201V200H229ZM248 201V200H247ZM246 201V202H247ZM254 201V202H255ZM16 202V201H15ZM19 202H20V200H19ZM18 202V203H19ZM21 202H23V201H21ZM31 201H29L28 203H30ZM39 202V201H38ZM41 202V201H40ZM44 202V201H43ZM232 202V201H231ZM235 202V201H234ZM251 202V201H250ZM260 202H261V200H260ZM9 203V202H8ZM32 203V202H31ZM33 203H36L35 202V199H34V202ZM241 203V202H240ZM243 203V202H242ZM245 203V202H244ZM252 203V202H251ZM258 203V202H257ZM0 204H2V203H0ZM39 204V203H38ZM249 204V203H248ZM255 204V203H254ZM264 204V203H263ZM11 205V204H10ZM250 205V204H249ZM20 206V205H19ZM258 206V205H257ZM256 206V207H257ZM261 206V205H260ZM34 207V206H33ZM61 208H62V206H60ZM247 207H248V205H247ZM246 207V208H247ZM252 207V206H251ZM7 208V207H6ZM30 208V207H29ZM52 208V207H51ZM55 208V207H54ZM258 208V207H257ZM263 208H264V206H263ZM13 209V208H12ZM24 209V208H23ZM248 209H250V207L248 208ZM247 209V210H248ZM255 209V208H254ZM19 210V209H18ZM44 210V209H43ZM258 210V209H257ZM4 211V210H3ZM9 211V210H8ZM263 211V210H262ZM1 212V211H0ZM29 212H31V210L29 211ZM52 212V211H51ZM56 212V211H55ZM261 212V211H260ZM259 212V213H260ZM4 213V212H3ZM25 213V212H24ZM26 213H28V212H26ZM255 213H257V212H255ZM2 214V213H1ZM6 214V213H5ZM17 214H19V213H17ZM50 214V213H49ZM139 214V213H138ZM250 214V213H249ZM248 214V215H249ZM264 214V213H263ZM262 214V215H263ZM23 215V214H22ZM39 215V214H38ZM51 215H53V212H52V214ZM55 215H56V213H55ZM61 215V214H60ZM66 215V214H65ZM142 215V214H141ZM6 216V215H5ZM21 216V215H20ZM133 216H134V214H133ZM253 216V215H252ZM17 217V216H16ZM22 217V216H21ZM53 217V216H52ZM141 217H143V216H141ZM198 217V216H197ZM249 217H251L250 215H249ZM47 218V217H46ZM63 218V217H62ZM140 218V217H139ZM201 218V217H200ZM16 219V218H15ZM43 219V218H42ZM49 219H50V217H49ZM57 219H58V217H57ZM143 219H144V217H143ZM143 219H142V221H143ZM2 220V219H1ZM0 220V221H1ZM6 221V220H5ZM18 221V220H17ZM16 221V222H17ZM22 221H23V219H22ZM52 221H54V220H52ZM141 221V220H140ZM200 221V219H198V222ZM203 221V220H202ZM13 222V221H12ZM47 222H49V221H47ZM46 222V223H47ZM55 222V221H54ZM60 222V221H59ZM67 222V221H66ZM144 222V221H143ZM204 222V221H203ZM2 223V222H1ZM31 223V222H30ZM41 223V222H40ZM52 223V222H51ZM4 224V223H3ZM19 224H21V223H19ZM18 224V225H19ZM25 225H26V223H24ZM31 224H33V223H31ZM136 224V223H135ZM138 224H140V223H138ZM197 224V223H196ZM1 225V224H0ZM48 225V224H47ZM137 225V224H136ZM141 225H142V223H141ZM202 225V224H201ZM6 226V225H5ZM45 226V225H44ZM199 226H200V224H199ZM203 226V225H202ZM2 227V226H1ZM0 227V228H1ZM22 227V226H21ZM31 227V226H30ZM35 227H36V225H35ZM54 227V226H53ZM220 227V226H219ZM4 228V227H3ZM28 228V227H27ZM26 228V229H27ZM141 228V227H140ZM200 228V227H199ZM17 229V228H16ZM36 229V228H35ZM34 229V230H35ZM46 229V228H45ZM19 230V229H18ZM34 230H32L33 232H34ZM54 230V229H53ZM2 231H4V230H2ZM20 231V230H19ZM56 231V230H55ZM18 232V231H17ZM17 232H15V233H17ZM24 232V231H23ZM45 232V231H44ZM49 232V231H48ZM47 231H46V234L48 233ZM53 232V231H52ZM26 233V232H25ZM30 233H31V231H30ZM39 233V232H38ZM56 233V232H55ZM9 235V234H8ZM19 235V234H18ZM27 235V234H26ZM30 235V234H29ZM34 235V234H33ZM41 235V234H40ZM43 236V235H42ZM31 237H32V234H31ZM37 237V236H36ZM35 237V238H36ZM46 237V236H45ZM28 238V237H27ZM51 238V237H50ZM10 239V238H9ZM24 239V238H23ZM8 240V239H7ZM11 240V239H10ZM24 240H26V239H24ZM31 240H33V239H31ZM42 240V239H41ZM44 240V239H43ZM42 240V241H43ZM9 241V240H8ZM12 241V240H11ZM23 241V240H22ZM54 241V240H53ZM36 242V241H35ZM38 242V241H37ZM41 242V241H40ZM44 242H47V240H45ZM49 242V241H48ZM47 242V243H48ZM58 242V241H57ZM50 243H51V241H50ZM3 244V243H2ZM2 244H0V247H1V245ZM9 244H10V242H9ZM34 244H36V243H34ZM33 244V245H34ZM12 245V244H11ZM43 245H44V243H43ZM3 246V245H2ZM5 246V245H4ZM31 246V245H30ZM35 246V245H34ZM50 246H51V244H50ZM49 246V247H50ZM54 246V245H53ZM36 247V246H35ZM38 247V246H37ZM36 247V248H37ZM3 248V247H2ZM1 248V249H2ZM39 249V248H38ZM47 249V248H46ZM52 249V248H51ZM2 252L4 251V250H1ZM0 251V253H1V255L0 256H4V254L2 255V252ZM28 251H30V250H28ZM32 251V250H31ZM53 252L55 251V249L54 250H52ZM33 252H36L35 250L33 251ZM47 252V251H46ZM47 253H50L49 251L47 252ZM52 253V252H51ZM8 254V253H7ZM31 255H32V253H31ZM43 255V254H42ZM53 255V254H52ZM9 257V256H8ZM46 257H47V255H46ZM45 257V258H46ZM4 258H5V256H4ZM4 258H3V261H4ZM48 258H50V257H48ZM11 259V258H10ZM41 259H43V258H41ZM13 260V259H12ZM39 260H40V258H39ZM39 260H38V263H39ZM2 261V257H0V264H4V263H2L3 262ZM47 261V260H46ZM49 261V260H48ZM5 262V261H4ZM12 261H10V263H11ZM42 262V261H41ZM41 262L39 263V264H41ZM45 262V261H44ZM50 262V261H49ZM51 262H53V261H51ZM14 264V263H13ZM46 264V263H45ZM47 264H49V263H47Z\"/></svg>",
  "mask_w": 264,
  "mask_h": 264
}]
</instances>
